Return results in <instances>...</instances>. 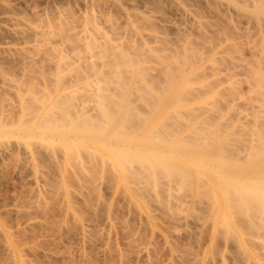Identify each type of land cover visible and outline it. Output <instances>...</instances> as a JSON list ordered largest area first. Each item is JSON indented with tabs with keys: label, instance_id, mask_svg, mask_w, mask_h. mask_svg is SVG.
Masks as SVG:
<instances>
[{
	"label": "bare ground",
	"instance_id": "1",
	"mask_svg": "<svg viewBox=\"0 0 264 264\" xmlns=\"http://www.w3.org/2000/svg\"><path fill=\"white\" fill-rule=\"evenodd\" d=\"M95 1V0H94ZM98 1L99 0H97L96 1V3H95V5H97V3H98ZM106 1V0H105ZM144 1V0H143ZM142 1V2H143ZM156 1V0H155ZM162 1V0H161ZM161 1H156L157 2V4H158V2L160 3ZM164 1V0H163ZM167 2L169 1V0H166ZM170 1H173V0H170ZM216 1V0H215ZM99 2H101V0L99 1ZM104 2V1H103ZM103 2H101V3H103ZM107 2V3H106ZM105 3L107 4V6H110V8H115V9H117V11H120V12H123V15H125L127 12H128V14H129V10L127 11L124 7V4L122 5L121 3H119L120 2V0L118 1V0H107ZM127 2V1H126ZM180 1H178V3H179ZM203 2V1H202ZM211 2V0L209 1V3ZM101 3H98V4H101ZM105 3H103V7L105 8V6H106V4ZM154 3V2H153ZM172 3H174V2H172ZM171 3V4H172ZM181 3V2H180ZM201 3V2H200ZM205 3H207V2H205ZM217 3V5H215ZM216 3L215 2H213V5H215L216 7H222V12H224L223 10H226L227 12H229V11H234V13H235V15H236V13H238V12H235V11H237V10H243V11H246L247 13H249L250 14V17L249 18H247L248 16L247 15H249V14H246V13H244L245 15V17L244 16H242L243 15V13H242V15H241V13H238L239 14V16L238 17H240V18H242V17H244V18H246L247 20H248V22L249 21H251L252 20V22H250L251 24H250V26L252 25V24H254L255 26L253 27V25H252V27L253 28H255V30L253 29V31L255 32V31H258V32H260V31H264V28L262 27V26H264V0H226V1H221V0H217L216 1ZM130 4V3H129ZM133 4V3H132ZM149 4V3H148ZM147 4V5H148ZM170 4V3H169ZM186 4V3H185ZM185 4H183V5H185ZM188 4V3H187ZM211 4H212V2H211ZM210 4V5H211ZM3 5H5L4 3H3ZM94 5V6H95ZM126 5V4H125ZM135 5V4H134ZM146 5V6H147ZM160 5V4H159ZM164 5V4H163ZM189 5V4H188ZM208 5V4H207ZM220 5V6H219ZM97 6H99V5H97ZM102 5H100V7H101ZM106 6V8L108 9V7ZM127 6V5H126ZM152 6V5H151ZM212 6V5H211ZM129 7L130 6H128V9H129ZM157 7V6H156ZM165 7H167V6H165ZM173 7V6H172ZM175 9H176V11L177 12H175V13H186L187 12V9L185 10L184 8H182L181 6H179V4H178V6H177V4H175ZM215 7V8H216ZM104 8H102V10L103 11H105V9ZM151 8V7H150ZM185 8H187V7H185ZM53 9V8H52ZM59 10V14H58V12L57 13H55L56 12V10L57 9H53L55 12H52L53 14H54V16H55V14L57 15H59V18H60V20L62 19V17H63V15L65 16V17H68V14L66 15V10L64 11V9H62L61 7H59L58 8ZM96 9V12L98 13V11H97V7L95 8ZM94 9V10H95ZM99 9V8H98ZM139 9V8H138ZM212 9V8H211ZM217 9V8H216ZM52 10V11H53ZM136 10H137V8H136ZM143 10H144V8H143ZM214 10V9H213ZM34 11V10H33ZM93 11V10H92ZM92 11H91V13H92ZM103 11H102V13H103ZM150 11H151V9H150ZM153 11V10H152ZM151 11V12H152ZM165 11V10H164ZM175 11V10H174ZM215 11V10H214ZM221 11V9H219V11H218V14H219V12ZM38 11H34V12H31V13H37ZM50 12V11H49ZM126 12V13H125ZM131 12H132V10H131ZM130 12V13H131ZM155 12V11H154ZM215 12H217V11H215ZM30 13V14H31ZM40 13V12H39ZM38 13V15L40 16V14ZM88 14H87V17L85 16L86 15V13L84 14V16L86 17V18H81V17H84L83 15H81V17H79V19H81V23L82 24H80V21L78 22L79 23V28H80V30L79 31H77L79 28H78V26H76L77 24H72L70 21L68 22V20H69V18H68V20L66 21H64V19L65 18H63L60 22H58L59 21V19L56 21V22H54V23H57V24H55V25H52V21L51 20H49L48 18V22L50 21V22H52V23H48L46 20L47 19H45V21L46 22H43V21H40V20H44V19H42L41 17V19L39 18L38 20H39V25H38V23H37V25L35 24V23H31L30 24V22H29V24H28V22L26 23L25 21H23V23L21 22V21H19V20H17L16 19V21H15V19L11 16V19L8 17V19H5L4 21H7V26H8V24L10 25V29H9V33L10 34H14L16 37H17V35H24L25 37H27V35H28V33H30V35L29 36H31V37H33L35 40H34V42H32V43H34L32 46H31V44L28 42V43H25L24 45H23V48H19L20 46L22 47V44H21V42H20V46L19 45H17V47L18 48H16L15 47V49L13 48V47H11V45H9L10 46V48H3L2 46H0V47H2V48H0V53H5L3 50H9V51H11V50H13L14 49V52H16L15 54H12L13 53V51H11V52H9V54H12L13 56L10 58H7V60H8V62L9 61H11V59L14 57V55H15V58H16V56L18 55V57L19 56H21V58L23 59H21V58H19V60L21 59V61L23 62V61H25V64L27 63H29L27 60H30V62H32L33 61V63H35L36 61H38V63L39 62H41V65L43 66L44 65V63L45 64H47V63H50V61H52L53 60V62H51V63H53V66H55V69H54V71H56L55 73H58L59 75L61 74V76L60 77H63L62 75H64V72L65 73H68L69 72V70H71L73 73H71V74H74L73 76V78H78L79 76L81 77V75L83 74H86L87 75V77H88V80L87 81H85V82H83L84 84H82V86H80V87H78V89L77 90H79V91H81L82 89H84L83 91V94L85 93V95H83L82 97L83 98H86V99H84V100H86L85 102L87 103V99H89V103L90 104H85V106H82L83 105V102H84V100H83V98L82 97H80L81 95H82V91H81V95H80V92H79V97H80V99L82 100V103H81V106H79L80 104H78V107H77V105H74V101H75V99L77 100V97H75V99L73 98L75 95H74V93L72 92V94L74 95L73 97H71L70 98V96L72 95L71 94V92L70 91H68L67 90V92H66V94H67V96L64 94V93H62V94H60V95H56V96H54V98L53 99H51V100H48V99H46L45 100V98L44 99H38V98H40L42 95H45L44 97H50L48 94H47V89L48 88H51V89H48V91L50 92V90H52V91H54L55 92V90L56 91H60V93H61V91H63L62 90V88H67L68 87V89H70V87H71V85L73 84H69V82L72 80L73 81V79H70V81L68 82V83H66L68 80L66 79V81L63 79L62 81H60L61 79H60V77L58 78L59 79V81H57V85H55L56 86V89H54V87H48V85L47 86H45L44 85V83H43V85L46 87H44L43 88V86L42 87H40L38 84H36V83H34V84H32V83H30V82H28V80L26 81V79L23 81L22 80V78H21V80H22V82L24 83L23 84V86L24 87H22V85H19V88L20 87H22L21 89H23V88H25V87H27L25 90H27V95L26 94H23V93H25L23 90V92H21L20 90L21 89H18L19 91L17 92L16 90V92L14 93V95H16V97H19L18 98V101L16 100L15 102H18L19 103V106H18V111L16 110V108H15V106H16V104H15V106H13L12 108H14L13 109V111H12V114H14L15 112H16V114L18 115L19 113V115H18V117L17 118H15V117H13V115L12 114H10V115H12V117L11 118H9L8 119V121H7V116H6V113H9L8 111L6 112V113H4V112H1V114H0V116L2 117V115L4 116V117H7L6 119H4V118H1L0 119V139H3L2 137H6V136H13V137H17L18 139H21V141L23 140V139H26L27 141L28 140H35V139H38L39 141H41L44 145L46 144V148L47 149H49V148H51V146H55V149L56 148H59L58 150H60V148H61V150H62V154L60 153V156H61V158H63L62 157V155L63 154H65V162L63 161V160H61V159H59V157H58V155H59V153L56 155L58 158H56L55 156V158L56 159H58V160H61V161H59V163L60 162H62L64 165L63 166H65V168H69L68 166H72L73 165V167L74 166H76V165H78V167H76L75 169H77V168H79V169H81L82 170V173H81V171H79V169H77L76 171H78V173L77 172H75L74 170L75 169H73V168H70V169H73V172L72 173H77V174H79V173H81V175L83 174V173H85L86 172V170H87V167L88 166H84L83 165V167H80L79 166V163H78V160L81 162V160H84V158L82 159V155L81 156H79L80 154H81V151H82V153L83 154H85V155H83V156H86V158H88V160L89 159H93V161H92V159H91V161H86V163H88V162H91V164H95V162L97 161V163L100 161V164L99 165H101L102 167L101 168H107L109 165L111 166V171L110 172H114V173H110L108 170H109V168H107L106 170L105 169H102V172L103 171H108L106 174H104V173H102L103 175H105L104 177L100 174H97V172H98V170H100L101 171V168L99 169V165H98V167H95V168H92V167H94L93 165H91L92 167V170L93 169H96V172L95 171H92V170H90L91 168H89L88 170H87V173H88V171L90 170V171H92L93 172V175L92 176H94L95 174L94 173H96V175H98L99 177H103L104 179H106V178H108L106 181H109V179H111V180H114V182L116 183L117 182V180L120 182V183H122L123 184V186L124 187H127V185H129L130 184V182H133L134 184L135 183H140V182H142V181H144L145 183H147V184H145L144 186H139V184L137 185V184H135V185H137V186H139V187H148L150 190L152 189L154 192H156L155 194H157L158 195V197H162V198H168V199H171V197H173V196H175V198L178 196V197H180L179 196V193H181V195L183 194V195H186L185 193H189L190 195H191V193H192V195H193V198H194V195L197 197V202H199L198 204H197V202H196V200H195V198H194V202H196V204L198 205H195V203H194V205L191 203V205L193 206V207H197V208H195V210H202V207H205V209L206 210H210V208H211V213H212V219H213V222H210L209 220H211L212 221V219H210V215H211V213H208L209 214V216H208V214H207V211H206V213L204 214V211L202 210L201 212V214L203 215V217L205 218V216L204 215H206L207 217H209V222H210V226H212V227H210V226H208V229H211V232H210V230H208V231H206V233L208 232L209 234L211 233V235H209L210 237H213V240L215 239V240H217L216 239V237H218L219 236V239H221V240H223L225 243H227V242H229L228 244H229V246L231 245L230 243H233V245L235 244V247L233 246V245H231L230 246V248H232L231 250H233V248L235 249L236 248V250H235V252H234V250H233V252H232V254H236V255H239V257L236 259V260H234L236 257L234 256L233 258L231 257V259H233V260H231L230 259V254L229 255H227V253L226 254H223V252H226V249L227 250H230V248L228 249L227 247H229L228 246V244H226L227 246H226V249L225 248H223V245H224V243H222L223 241H220L219 240V244H215V242L213 241L212 242V245H210V247H212L214 250H213V252H215V254L217 255V257L219 256V253L221 252V250L223 249H225L224 251L222 250V254L223 255H225V257H227L228 256V258L230 259V260H228V258H226V260L227 261H229V262H225L226 260L224 259V256L222 257V254H220V256L219 257H221L222 258V260H220L219 262L222 264V263H227V264H229L231 261V264H233L234 262H235V264H236V261L237 260H239V262L240 263H243L242 261H244V263H246V261H247V264H249V263H251V264H253L252 262H251V260L250 259H252L253 261H255V264H264V121H262V123L260 122V119H259V122H258V116L256 117L255 116V114L257 113V115H259L261 112L262 113H264V110H262V111H259V114H258V111L256 112V113H254V119L255 120H257V122L259 123H257V125L258 126H255V130L258 132V134L256 133V135L259 137L258 139H256L257 140V142H255V143H258V144H254V145H256L255 147L253 146H249L250 144L248 143V141H242V142H245V144H243L242 142H240L241 140L240 139H238V141H233L234 143H236L235 145L233 144V143H231L230 141H226V140H219V137H221V136H223V134L222 135H220L221 134V132H222V130L221 131H219V124H217V130H216V132L218 131V133H213L212 131H211V123L212 122H214L215 121V119H213V115L212 116H209L208 117V115L206 116V113L205 112H202V110L203 111H205L204 109H202L201 108V106H200V108L202 109L200 112H199V110L198 109H196L197 107H199V106H196L195 107V109H192L193 108V106L190 108V107H188V108H184V111H183V109L181 110V111H172V109H171V111L170 112H168L166 109L168 108V107H171L172 105H174V109H176V108H178L182 103L183 104H185L184 102H189L188 101V99L189 98H191L192 97V100H193V98H195L196 96H194L193 95V93H192V91H194L195 90V92H196V90H198V89H200V87L201 86H205V85H201L198 89L197 88H195V89H193L192 91H191V87L192 86H190V84L191 83H194L193 81H192V78H193V76H194V74L196 73V74H198L197 72H195L197 69H198V67H197V65L195 66V63H198V62H201V61H203V60H201L200 58H199V56H198V52H200V51H198L197 52V50H198V48H197V50L194 48L195 46H194V44L193 43H191V45L193 44V48L195 49L194 50V54H190V52L189 51H187L186 49H187V46H186V44H189L190 43V41L192 40V38H191V40H190V38L188 39V42L186 41L187 39H186V35L184 34L185 32H183L182 30V32H183V34L185 35H180V34H182V33H180L179 34V36H181V38L184 36L185 37V39H184V41L183 42H185L184 44H182V45H184L183 47H184V49L182 50V47L181 48H179V49H181V50H179V49H176L175 47V49H176V51H178V52H176V53H172L171 52V50H172V48L170 47V46H172L171 44H170V46H169V44H168V46L171 48V50H167L170 54H167L166 53V57H158V60H159V62H157L158 60H157V58L155 59L156 61L154 62L156 65H155V67L154 66H152L151 64H150V66H151V68L152 67H154V68H152V70H151V68H150V66L149 67H147L146 66V64L148 63L147 61H145L146 60V57L148 56V55H151V53L153 52H150L148 55H144L142 52H141V54L137 51V47L136 46H139V45H141V44H139L138 43V45H134L133 44V46H134V48L133 49H135L136 50V52L135 51H133V52H135V53H133L132 54V52L131 53H129V51L127 52L126 50L124 51L122 48H124L125 47V45H124V47H122V46H120V47H118V48H116V47H114V46H112L113 45V40L111 41V38L108 36V34H107V31H105V27L107 26L108 27V25H109V27L111 26V25H113V21H110V22H106V21H108V20H106V19H103V16H102V18H101V15L99 14V15H97V16H94L93 14L94 13H89V12H87ZM100 13H101V9H100ZM109 13V12H108ZM145 13V12H144ZM148 13V12H147ZM146 13V14H147ZM164 13V12H163ZM174 13V14H175ZM180 13V14H181ZM188 13L189 12H187L186 14H184V15H186V17L185 18H187V19H189V17H187V16H189L188 15ZM193 13H194V11H193ZM233 13V12H232ZM44 14V13H43ZM45 14H47V13H45ZM113 14V13H112ZM152 14V13H151ZM155 14V13H154ZM159 14V13H158ZM212 14V13H211ZM217 14V13H216ZM237 14V15H238ZM33 15V14H32ZM32 15H30L31 17H34V15L32 16ZM38 15H36L35 17H39ZM49 15H52V14H49ZM62 17H61V16ZM89 15V16H88ZM90 15H92V17H94V19L93 18H90L91 16ZM135 15V14H134ZM153 15V14H152ZM163 14H161V16H162ZM201 15V14H200ZM228 15V14H227ZM229 15H231V14H229ZM237 15H236V17H237ZM44 16V15H43ZM42 16V17H43ZM129 16H131V15H129ZM167 16V15H166ZM193 16H195V15H193ZM218 16H220L221 17V15L219 14ZM217 16V17H218ZM225 16V15H224ZM223 16V17H224ZM247 16V17H246ZM55 17H58V16H55ZM96 17V18H95ZM101 19H103V21H105L106 23H104V27H101V29H100V26L101 25H99L98 24V22L101 20ZM110 17V16H109ZM148 17H150V16H148ZM180 17H181V15H180ZM197 17V16H196ZM236 17H235V19H236ZM13 18V19H12ZM44 18H46V17H44ZM97 18H99V20L98 21H96L95 19H97ZM124 18V17H123ZM132 18H134L133 17V14H132ZM145 19H146V17H144ZM151 18H153V17H151ZM169 18V17H168ZM191 19H192V17H190ZM214 18V17H213ZM216 18V17H215ZM230 19H231V17H229ZM243 18V19H244ZM251 18V20H249ZM21 19V18H20ZM67 19V18H66ZM82 19H84V20H82ZM114 19V18H113ZM126 19V18H125ZM135 19H137V18H135ZM172 19V18H171ZM183 19V18H182ZM197 19H198V17H197ZM203 19V18H202ZM205 19V18H204ZM218 19H220V18H218ZM222 19V18H221ZM221 19L219 20V22L221 21ZM224 19H226V18H224ZM230 19H226L227 21H225V22H229V25H232V24H234V23H232L231 24V22H230ZM238 19V18H237ZM242 19V20H243ZM25 20H27V19H25ZM119 20V19H118ZM121 20V19H120ZM132 19H131V17H130V25H128V26H131V24H134V23H132V21H131ZM151 20V19H150ZM166 21H167V19H165ZM184 20V19H183ZM182 20V21H183ZM223 20V19H222ZM19 21V22H18ZM78 21V20H77ZM103 21H101V23H103ZM127 21V20H126ZM135 21V20H134ZM148 21V20H147ZM156 20H154L153 22H155ZM173 21V20H172ZM193 21L194 20H190V22H192L193 23ZM200 21H201V19H200ZM199 21V22H200ZM238 21V20H237ZM1 22H3V21H0V23ZM36 22V21H35ZM40 22H43L42 24H40ZM112 22V23H111ZM116 22V21H115ZM129 22H125V23H127V24H129ZM136 22H137V20H136ZM148 22H150V21H148ZM170 22V21H169ZM176 22V21H175ZM197 22V21H196ZM206 22V21H205ZM211 22H212V20H211ZM236 22V21H235ZM239 22V21H238ZM237 22V23H238ZM245 22H246V20H245ZM247 22V23H248ZM5 23V22H4ZM12 25H11V24ZM22 23V24H21ZM48 23V24H47ZM53 23V24H54ZM110 23H111V25H110ZM143 23H144V21H143ZM174 23V22H173ZM188 23V20H187V22H185V24H187ZM201 23V22H200ZM202 23H203V21H202ZM226 23V24H227ZM107 24V25H106ZM115 24V23H114ZM116 24H118V23H116ZM141 24V23H140ZM145 24H147V23H145ZM144 24V25H145ZM152 24H154V23H152V21H151V24L149 25V23L147 24V25H149V28H150V26L152 25ZM163 24V23H162ZM166 24V23H165ZM179 24H183V22L181 23H179ZM185 24L183 25V28H185L186 26H185ZM189 24V23H188ZM194 24H196L197 25V23H194ZM217 24H219L218 22H217ZM224 23H220V25H223ZM1 25L2 24H0V27H1ZM80 25H81V27H80ZM106 25V26H105ZM120 25H121V23H120ZM125 25V24H124ZM135 25V24H134ZM134 25H132L133 26V28H132V31H131V33L133 32V30H135L136 28H134ZM195 25V26H196ZM201 25V24H200ZM204 25H206L205 23H204ZM214 25H216V24H214ZM3 26L5 27V25L3 24ZM2 26V27H3ZM76 26V27H75ZM102 26H103V24H102ZM127 26V25H126ZM131 26V27H132ZM146 26V25H145ZM173 26H175L174 24H173ZM177 27H178V25H176ZM182 26V25H181ZM180 26V27H181ZM185 26V27H184ZM188 26V25H187ZM192 26H193V24H192ZM198 26V25H197ZM224 26V25H223ZM246 26H247V24H246ZM249 26V25H248ZM249 26V27H250ZM1 27V28H2ZM3 27V28H4ZM22 27H24L25 29H24V32L26 31L27 32V34L26 33H24V32H22ZM108 27V28H109ZM114 27V26H113ZM112 26L110 27V29L112 28V29H114ZM115 27H117V26H115ZM119 27V26H118ZM122 27V26H121ZM135 27H136V25H135ZM141 27V26H140ZM140 27H138V24H137V29L136 30H138ZM152 27V26H151ZM153 27H154V25H153ZM159 27V26H158ZM169 27V26H168ZM189 27H191V26H189ZM203 27H205V26H202V28ZM210 27V26H209ZM218 27H222V26H218ZM224 27H226V26H224ZM230 27V26H229ZM257 27H261L262 29H260V31L259 30H256V28ZM8 28V27H7ZM76 28H78L77 30H76ZM102 28H103V30L104 31H101L102 30ZM108 28H106V29H108ZM123 28L125 29L126 27H124L123 26ZM145 28V27H144ZM143 28V29H144ZM164 28V27H163ZM170 28V27H169ZM176 28V27H175ZM194 28H197V27H194ZM201 27L199 26V29H198V31H201V33H202V30L200 29ZM207 28V27H206ZM211 28V27H210ZM248 28V27H247ZM244 29V30H246L245 32H247L248 30L250 31L251 29ZM251 28V27H250ZM116 29V28H115ZM118 29H121V28H118ZM127 29H129V27L127 28ZM131 29V28H130ZM129 29V30H130ZM143 29H141V30H143ZM146 29V28H145ZM144 29V30H145ZM177 29V28H176ZM186 29V28H185ZM205 29V28H204ZM209 29V28H208ZM214 29V28H213ZM212 29V30H213ZM216 29H217V26H216ZM222 29V28H221ZM229 29V28H228ZM237 29H238V27H237ZM7 30V32H8V29H6ZM29 32H28V31ZM140 30V31H141ZM159 30V29H158ZM172 30V29H171ZM178 30H180V29H178ZM177 30V31H178ZM188 30V29H187ZM191 30V29H190ZM206 30V29H205ZM210 30V29H209ZM209 30H208V32H209ZM211 30V31H212ZM225 30H226V28H225ZM231 30V27H230V29L228 30V31H230ZM3 31H5V29L4 30H2V32ZM110 31V30H109ZM119 31V30H118ZM123 31V30H122ZM122 31H119V34H120V32H122ZM152 31V30H151ZM150 31V32H151ZM186 31V30H185ZM191 31H195V30H193V28H192V30ZM190 31V32H191ZM207 31V30H206ZM211 31H210V33H211ZM215 31V30H214ZM213 31V32H214ZM228 31H226L227 33L226 34H228L229 35V33H228ZM234 31H235V28H234ZM248 31V32H249ZM103 32H105V33H103ZM114 32V31H113ZM126 32V31H125ZM127 32H128V30H127ZM126 32V33H127ZM135 32L136 31H134L133 33L135 34ZM138 32V31H137ZM157 32V31H156ZM161 32V31H160ZM164 32H165V30H164ZM195 32H197V31H195ZM194 32V33H195ZM216 32H218V30H216ZM219 32H220V30H219ZM221 32H223V31H221ZM231 32V31H230ZM238 32V31H237ZM236 32V33H237ZM247 32V33H248ZM250 32H252V31H250ZM250 32H249V34H250ZM257 32V33H258ZM6 33V32H5ZM22 33H24V34H22ZM124 33V32H123ZM132 33V34H133ZM197 33H199V32H197ZM207 33V32H206ZM206 33H204V34H206ZM215 33V32H214ZM232 33V32H231ZM235 32H233V34H234ZM261 33H263V32H261ZM261 33H258V35L260 36V38H262L261 37ZM3 34V33H2ZM26 34V35H25ZM111 34H113V33H111ZM115 34H116V32H115ZM125 34V33H124ZM129 34H130V31H129ZM128 34V35H129ZM132 34H130V35H132ZM138 34H140L139 32H138ZM137 34V35H138ZM148 34V33H147ZM156 34V33H155ZM162 34V33H161ZM200 34V33H199ZM199 34H198V36H199ZM204 34H201V35H204ZM208 34V33H207ZM212 34V33H211ZM225 33L223 32V35H224ZM241 34V33H240ZM249 34H247V35H249ZM254 34V33H253ZM13 35V36H14ZM110 35V34H109ZM121 35V34H120ZM119 35V36H120ZM127 35V34H126ZM150 35V34H149ZM145 35V36H147L148 37V39L150 38H152L153 39V37H154V35ZM157 35H158V33H157ZM166 35V34H165ZM187 35H189V32H188V34ZM222 35V34H221ZM235 35V34H234ZM233 35V36H234ZM243 35V34H242ZM257 35V36H258ZM9 36V35H8ZM13 36H10V37H13ZM23 36V37H24ZM139 36H141V35H139ZM178 36V35H177ZM193 36H194V34H193ZM207 36V35H206ZM205 36V37H206ZM209 36V35H208ZM207 36V37H208ZM211 36V35H210ZM206 37V39H208L207 40V42H213V40L211 39L210 40V38H213V37ZM225 36V35H224ZM30 37V38H31ZM112 37V36H111ZM131 37V36H130ZM133 37H136V39H142L143 37H140V38H137L138 36H133ZM157 36H155L154 37V39H153V42L155 41V38H156ZM195 37H196V35H195ZM195 37H194V39H195ZM201 37V36H200ZM204 37V38H205ZM215 37H217V36H215ZM222 37V36H221ZM255 37V36H254ZM14 38V37H13ZM18 38H21L22 39V41H23V38H22V36H18ZM30 38H28L29 40H31ZM33 38H32V40H33ZM110 38V39H109ZM114 38V37H113ZM116 38V37H115ZM129 38V37H128ZM127 38V39H128ZM132 38V37H131ZM161 38V37H160ZM180 38V39H181ZM197 38L198 37H196V41H195V45H196V42L198 41L197 40ZM203 38V39H204ZM224 39H225V37H223ZM226 38H227V35H226ZM228 38H229V36H228ZM230 38H231V36H230ZM242 38H243V36H242ZM255 38H257V37H255ZM117 39H119V37L117 38ZM123 39H124V37H123ZM126 39V38H125ZM135 39V38H134ZM145 39H147V38H143L142 39V41H144ZM145 40L147 43H145L146 44V46H147V44L149 43H151V42H148V41H152V39L151 40ZM158 38H156V40H157ZM162 40H163V38H161ZM199 39V41H206V39L205 40H200V38H198ZM214 39V38H213ZM220 38H219V35H218V39L217 40H219ZM233 39V38H232ZM247 39V38H246ZM6 40V39H5ZM27 40V39H26ZM111 42H110V41ZM116 40V39H115ZM178 40V39H177ZM190 40V41H189ZM210 40V41H209ZM216 40V39H215ZM222 40V39H221ZM241 40V39H240ZM243 40V39H242ZM255 40H257V39H255ZM261 40V39H260ZM8 41V40H7ZM21 41V40H20ZM25 41V40H24ZM23 41V42H24ZM126 41V40H125ZM132 41H135V40H132ZM140 41V40H139ZM138 41V42H139ZM164 41H166V39L165 40H163V42ZM175 41V40H174ZM182 41V40H181ZM194 41V40H193ZM192 41V42H193ZM228 42H230L231 41V39L229 40H227ZM226 40L225 41H223V44H224V42H226L227 44H228V42H227ZM237 41V40H236ZM262 41H264L263 39L261 40V41H259V39H258V43L259 42H261L262 43ZM3 42V41H2ZM1 42V43H2ZM16 42V41H15ZM22 42V43H23ZM117 42V41H116ZM128 42H129V40H128ZM158 42V41H157ZM161 42V40L159 41V43ZM177 42V41H176ZM178 42H180L179 40H178ZM220 42V41H219ZM249 42V41H248ZM257 42V41H256ZM255 42V43H256ZM111 43V44H110ZM136 43V42H135ZM140 43H142L141 41H140ZM144 43V42H143ZM142 43V44H143ZM154 43H156V41L154 42ZM162 43V42H161ZM166 43H168L167 41H166ZM166 43H165V45H166ZM172 43V42H171ZM201 43V42H200ZM214 43V42H213ZM232 44H233V42H231ZM238 43V42H237ZM255 43L253 44V46L255 45ZM4 44V43H3ZM19 44V43H18ZM30 44V45H29ZM115 44H117V43H115ZM130 43H128V45H129ZM158 44V43H157ZM202 44V43H201ZM203 44H204V42H203ZM202 44V45H203ZM207 44V43H206ZM211 44V43H210ZM215 45L217 44V41H216V43H214ZM230 44V43H229ZM228 44V48L229 49H227V47L226 46H224V45H222V43H220L219 45H222L221 46V48L219 49V51L220 52H222L223 54H224V52L227 54V52L229 53V50L231 49L230 47H234L233 45L235 44H230V45H232V46H230ZM257 44V43H256ZM263 44H264V42H263ZM0 45H2V44H0ZM5 45H6V42H5ZM5 45H3L4 47H5ZM8 45V44H7ZM13 46H14V44H12ZM15 45V46H16ZM156 45V44H155ZM158 45H160L161 46V44H158ZM175 45H177V44H175ZM181 45V44H180ZM200 45V44H199ZM236 45V44H235ZM250 45V44H249ZM24 46H26V47H24ZM28 46H31V47H28ZM60 46L61 47H64V49H60ZM83 47V49H84V52H86L87 53V51H88V49L89 50H91L90 52L88 51V53H87V55L88 54H90L89 55V58L87 57V55H86V53H85V55H83L84 53H83V50H82V52H81V48L80 47ZM130 46V45H129ZM129 46H127V47H129ZM132 46V45H131ZM145 46V45H144ZM160 46H159V48H160ZM163 46V45H162ZM168 46H166V47H168ZM186 46V47H185ZM211 46V45H210ZM209 46V47H210ZM226 47V48H224V47ZM253 46H251V47H253ZM70 47V48H69ZM122 47V48H121ZM136 47V48H135ZM148 47V46H147ZM163 47H164V49H163ZM162 47V50L164 51V50H166L165 49V46H163ZM192 46H190V48H191ZM200 47H202V46H200ZM204 47H205V44H204ZM215 47V49H216V46H214ZM213 47V48H214ZM220 46H218V48H219ZM237 48L239 47V46H236ZM236 47H234V49L235 50H237V48ZM250 47V48H251ZM260 47H262V50L260 49ZM65 48H69V49H71L72 48V52H71V54L70 53H66V51H67V49H65ZM87 48V49H86ZM139 48V47H138ZM152 48V47H151ZM170 48H168V49H170ZM174 48H173V50H174ZM190 48H189V50H190ZM203 48V47H202ZM212 48V46H211V49H213ZM256 48H257V45H256ZM264 45L263 46H261V44L259 43V47H258V49H260V50H257V53H258V51H262V52H260V54L261 53H264ZM129 49H131V48H129ZM140 49H141V47H140ZM140 49H139V51H140ZM144 49H145V47H144ZM143 49V50H144ZM148 50L150 49V48H147ZM158 49V48H157ZM161 49V48H160ZM239 49V48H238ZM242 49V48H241ZM253 49H254V47H253ZM252 49V50H253ZM34 50L36 51V53L34 52ZM66 50V51H65ZM87 50V51H86ZM142 50V49H141ZM162 50L160 51V52H162ZM172 50V51H173ZM200 50H201V48H200ZM223 50V51H222ZM225 50V51H224ZM235 50H230L231 52H232V54H234L235 52H238V54H239V50H237V51H235ZM3 51V52H2ZM33 51V53H35V56H34V54L33 53H30V52H32ZM65 51V52H64ZM150 51V50H149ZM149 51H146V52H149ZM158 51V50H157ZM166 51V52H167ZM196 51V52H195ZM206 51V50H205ZM234 51V52H233ZM38 52V53H37ZM68 52V51H67ZM70 52V51H69ZM155 52H156V50H155ZM159 52V53H160ZM174 52H175V50H174ZM191 52H193V51H191ZM218 51H216L215 53H217ZM231 52L227 55V57L225 56L226 54H224V57L226 58L225 60L223 59L224 57H223V54H221L220 56H222V57H215V58H217V61H219L218 59H222V61L224 62H222L221 61V63H222V65L220 64V66L222 67H224V69L227 71L228 70V72L230 71V73L231 74H233L234 73V75H235V70H238V69H242L243 68V71H244V68L247 66L246 65V63L248 62H244V63H242L244 60H242L243 59V56L241 55V57H240V55H239V57H236V56H238V54L237 55H233V56H231L230 57V54H231ZM250 52V51H249ZM195 53H196V55L198 56V58H199V60H198V58H197V56H195ZM202 53H204V51L202 52ZM213 54V55H216V54ZM256 53V51L252 54V55H254ZM5 54H8V53H5ZM4 54V55H5ZM30 54H33V56L32 55H30ZM82 54V55H81ZM231 54V55H232ZM1 55V54H0ZM159 55H162V54H159ZM158 55V56H159ZM164 55V54H163ZM206 56H207V54H205ZM6 56H8V55H6ZM10 56V55H9ZM144 56H146L145 58H144ZM154 56V55H153ZM206 56L203 58V59H205L206 58ZM247 56V55H246ZM258 56H259V53H258ZM18 57H17V59H18ZM91 57V58H90ZM148 57H150V56H148ZM157 57V56H156ZM236 57V58H235ZM261 57H262V54H261ZM259 58V57H257V55H256V57H251L252 59L253 58H255V60L256 61H259L260 59H262V58ZM0 58H1V56H0ZM6 58V57H5ZM5 58H2L3 60L5 59ZM95 58V60L97 59V60H99L98 62H99V64H95V63H93V62H90V61H92V60H90V61H88L89 59H94ZM160 58V59H159ZM197 58V59H196ZM213 59L212 58V60L213 61H216V59ZM259 59V60H257V59ZM14 59V58H13ZM13 59H12V61H13ZM17 59H14V60H17ZM72 60L73 62H76V63H74V64H76V65H74V66H72L71 65V62H69V60ZM240 59L242 60V62L240 61ZM251 59V60H252ZM264 59V58H263ZM46 60V61H45ZM55 60H57V62L56 63H54L55 62ZM68 60V61H67ZM97 60H96V62H97ZM151 60V59H150ZM195 60H197V62H195ZM201 60V61H200ZM247 60V59H246ZM250 60V61H251ZM21 61H18V62H20L21 63ZM27 61V62H26ZM43 61H44V63H43ZM47 61H49V62H47ZM60 61V62H59ZM94 61V60H93ZM211 61V60H210ZM256 61H253L254 63L253 64H255V62ZM2 62V61H1ZM14 62V61H13ZM47 62V63H46ZM59 62V63H58ZM62 62V63H61ZM147 62V63H146ZM209 62V61H208ZM263 62V61H262ZM261 62V60H260V63H262ZM12 63V62H11ZM15 63V62H14ZM37 63V62H36ZM35 63V64H36ZM43 63V64H42ZM90 63H92V64H90ZM158 63V64H157ZM215 63V62H214ZM213 63V64H214ZM239 63V64H238ZM242 63V64H241ZM249 63V62H248ZM259 63V64H260ZM13 64V63H12ZM22 64H24V63H22ZM22 64H19V67L22 65ZM245 64V65H244ZM253 64H250L251 66H247L246 68L248 69H250L252 66V68L250 69V71L249 70H247V72L249 71V72H251V70L252 69H254V70H256V72H258V74L257 73H255V75H254V79L252 80L253 82H257L255 85L258 87V88H261L260 87V83H258V80H260L261 78H260V74L262 75L263 73H264V62H263V64H260V65H263V66H259L258 65V63H257V66H255V65H253ZM16 65L18 66V64H17V62H16ZM29 65H30V63H29ZM29 65H26V66H24V67H26V68H24V69H27V66H29ZM39 65H40V63H39ZM37 66L36 65V67H38L39 69H40V67L41 66ZM47 65H51V64H47ZM47 65H44L43 66V70H45L46 68L47 69H52V67H50V66H47ZM208 65V64H207ZM211 65V64H210ZM216 65H218L219 66V64L217 63ZM215 65V68H212V66L211 67H209V66H207V70L210 68V70L212 71V73H211V71H208V75H213V76H215V78H220V77H224V78H222V79H220V81L219 82H215L216 84H218V86H220V83H222V85H224V83H225V86H226V83H228V81L229 82H232V81H230V75L231 74H225L224 76H220V77H216V74L218 75V74H220L221 73V75H222V72H223V70H221V67H220V69H219V67L218 68H216L217 66ZM243 65V66H242ZM12 66V65H11ZM15 66V65H14ZM17 66H16V68H17ZM34 66V65H33ZM33 66H31V67H33ZM245 66V67H244ZM254 66H255V68H254ZM22 67V66H21ZM44 67H45V69H44ZM73 67V68H72ZM209 67V68H208ZM28 68H30V67H28ZM42 68V67H41ZM54 68V67H53ZM56 68L58 69V70H56ZM204 68V70H206V67H203ZM203 68H201V69H199L200 71H198L200 74L202 73L201 71H202V69ZM12 69H14L13 67H12ZM33 69V73H36V72H34V71H36V69H35V67L34 68H32ZM31 69V70H32ZM35 69V70H34ZM51 69L49 70V71H51ZM65 69H68L67 70V72H66V70ZM17 70V69H16ZM23 70V69H22ZM240 70H238L239 72H240ZM11 72H12V70H10ZM29 70H27L26 72H28ZM151 73H150V72ZM262 71V72H261ZM3 72V71H2ZM22 72V71H21ZM39 73H41L42 72V70H41V72L40 71H38ZM44 72V71H43ZM42 72V75L44 74ZM46 72V71H45ZM204 72V71H203ZM227 72V73H228ZM245 73H246V71H244ZM248 72V73H249ZM254 71L252 70V72L249 74L250 76H251V74L253 75L254 73H253ZM261 72V73H260ZM32 72H30V74L29 75H27L28 77H30V75H32L31 74ZM55 73H54V77H55ZM76 73V74H75ZM238 73V72H237ZM236 73V74H237ZM241 73V72H240ZM239 73V77H240V74ZM247 73V74H248ZM25 74H27V73H25ZM47 74H48V72H47ZM47 74H46V76H47ZM49 74H51V73H49ZM53 74V73H52ZM69 74H70V72H69ZM70 74V75H71ZM204 74L205 75H207L205 72H204ZM203 74V75H204ZM215 74V75H214ZM4 75V74H3ZM15 75H17V73L15 74ZM23 75V74H22ZM21 75V76H22ZM37 75V74H36ZM40 75V74H39ZM59 75H57V76H59ZM67 75V74H66ZM94 75H99L98 77H95ZM204 75V76H205ZM243 75H245V74H243ZM248 75V76H249ZM257 75L259 76L258 78H260V79H256L257 78ZM1 76V75H0ZM26 76V77H27ZM33 76V75H32ZM45 76V75H44ZM43 76V77H44ZM45 76V77H46ZM50 76V75H49ZM65 76V75H64ZM72 76V75H71ZM76 76V77H75ZM78 76V77H77ZM196 76V75H195ZM194 76V77H195ZM233 76V75H232ZM246 76V75H245ZM247 76V77H248ZM27 77V79H29ZM42 77V78H43ZM68 77H70V76H68ZM80 77L78 78V79H80ZM84 77H85V75H84ZM86 77V78H87ZM206 78L208 77V76H205ZM205 77H203L204 78V81H205ZM211 77V79H212V82H213V79L214 78H212V76H210ZM235 76H233V78H234ZM256 77V78H255ZM4 77H2V79H3ZM11 78H12V76H11ZM31 78V77H30ZM47 78H49V77H47ZM52 78V77H51ZM67 78V77H66ZM72 78V77H71ZM81 78H83V77H81ZM85 78V79H86ZM99 78H101V79H99ZM197 78H199V79H201V81H203L202 79V76H201V78L200 77H198L197 76ZM246 78V77H245ZM249 78H252V77H249ZM263 78H264V75H263ZM263 78H262V80H263ZM8 79V78H7ZM13 79V78H12ZM46 79V78H45ZM56 79H57V77H56ZM77 79V82L79 81V82H81L82 83V81L84 80V78L83 79H80V80H78ZM210 79V78H209ZM218 79H217V81H218ZM232 79V78H231ZM235 79V78H234ZM236 79H237V77H236ZM235 79V80H236ZM240 79H242V78H240ZM239 79V80H240ZM11 80V79H10ZM49 80H51V79H49ZM53 80H54V78H53ZM75 80V79H74ZM101 81V85L100 86H98V84H96V83H98V82H100ZM195 80V79H194ZM197 80V79H196ZM208 80V79H207ZM216 80V79H215ZM234 80V82L236 83V81ZM245 80L246 79H244L243 81L245 82ZM257 80V81H256ZM262 80H261V85L264 87V83H262ZM30 81L32 82V80L30 79ZM43 81H47V80H43ZM55 81V80H54ZM54 81H50V82H54ZM76 81V80H75ZM74 81V82H75ZM97 81V82H96ZM203 81V82H204ZM241 81V80H240ZM251 81V80H250ZM16 82V81H15ZM21 82V81H20ZM22 82H21V84H22ZM76 82V83H77ZM78 82V83H79ZM197 82H198V80H197ZM205 82H207V81H205ZM209 82V81H208ZM247 82H249L248 80H247ZM246 82V83H247ZM252 82V83H253ZM264 82V81H263ZM13 83V82H12ZM11 83V84H12ZM18 83V82H17ZM45 83H47V82H45ZM49 83V82H48ZM210 83H211V81H210ZM234 83V84H235ZM239 83V82H238ZM245 83V84H246ZM250 83V82H249ZM6 84V83H5ZM10 84V85H11ZM16 84V83H15ZM52 83H50V85H51ZM196 84H198V83H196ZM195 84V85H196ZM233 83L231 84V85H234ZM242 84V83H241ZM259 84V85H258ZM7 85V84H6ZM9 85V86H10ZM17 85V84H16ZM34 85H36V87H38L39 86V89L41 88V94L38 92L37 94V97H36V92L37 91H40V90H38L36 87H34ZM191 85H193V84H191ZM208 85H210L209 83H207V85H206V87L208 88ZM212 85H214V87H215V84H212ZM228 85V84H227ZM229 85H230V83H229ZM229 85H228V87H229ZM236 85H237V83H236ZM239 85V84H238ZM247 85H248V83H247ZM249 85H251V84H249ZM248 85V86H249ZM253 85H254V83H253ZM252 85V86H253ZM12 86V85H11ZM217 86V85H216ZM252 86H251V88H252ZM82 87V88H81ZM193 87H195V86H193ZM192 87V88H193ZM212 87V86H211ZM210 86H209V88L212 90V88H211ZM223 87V89H225V88H228V87H225L224 88V86H222ZM237 87V86H236ZM236 87L235 86H231V87H229L228 89H230V90H228L227 89V91H231L230 93H232V92H234L235 94H236V92H241V94H237L238 96H241V95H243L242 93V89H240L239 88V90H237L236 89ZM241 87V86H240ZM250 87V86H249ZM8 88V87H7ZM13 88V87H12ZM16 88V87H15ZM18 88V87H17ZM37 90H36V89ZM44 90H43V89ZM54 90H53V89ZM80 88H81V90H80ZM202 88V87H201ZM216 88V87H215ZM221 88V87H220ZM258 88H256V89H258ZM32 89H34V90H32ZM46 89V90H45ZM190 89V90H189ZM219 89V88H218ZM217 89V90H218ZM222 89V88H221ZM222 89V90H223ZM235 89L237 90V91H235ZM262 90L264 89V88H261ZM261 89H260V95H262L261 94ZM13 90V89H12ZM31 90V91H30ZM208 89H206L205 91L206 92H208L207 91ZM226 90V89H225ZM232 90H234V91H232ZM241 90V91H240ZM250 90V89H249ZM8 91V90H7ZM29 91V92H28ZM32 91H33V93H32ZM45 93H43V92ZM73 91H75V93H76V90H74L73 89ZM191 91V92H190ZM198 91H200V90H198ZM213 91V90H212ZM216 91V90H215ZM219 91L221 92V90L219 89ZM218 91V92H219ZM227 91H225L226 93H225V97H226V94H227ZM250 91H252V90H250ZM253 91H254V89H253ZM256 91V90H255ZM254 91V92H255ZM10 92V91H9ZM69 92H70V94H69ZM202 92H204V90L202 91ZM205 92V93H206ZM214 92V91H213ZM254 92H252L253 93V95H255V93H257V91L254 93ZM258 92H259V89H258ZM12 93V94H13ZM33 94V95H29V94ZM35 93V94H34ZM56 94L57 93H59V92H55ZM54 93V94H55ZM78 93V92H77ZM190 93H192V94H190ZM209 93V92H208ZM211 93V92H210ZM215 93V92H214ZM234 93H232V94H230V97L231 96H233L234 95ZM251 93V92H250ZM4 94V93H3ZM9 94V93H8ZM11 94V93H10ZM18 94V95H17ZM49 94H53L52 92L51 93H49ZM53 94V95H54ZM223 94V93H222ZM23 95L24 96H26V97H23ZM29 95V99L27 98V96ZM39 95H40V97H39ZM63 95H65V96H63ZM68 95H69V97H68ZM193 95V96H192ZM196 95V94H195ZM197 95H198V92H197ZM200 95H202V93L200 94ZM246 95H247V93H246ZM257 95V97L259 96L260 97V95H259V93H257L256 94ZM264 95V94H263ZM263 95H262V97H260L261 99H259V100H262V101H259L258 100V98L255 96V98H256V100H254V102H262L261 104L258 102V104L260 105V107L263 105L264 106V98H263ZM11 96V95H10ZM10 96H9V99H10ZM32 96H34V97H32ZM191 96V97H190ZM204 96V95H203ZM203 96H202V98H203ZM223 96V95H222ZM228 96V95H227ZM235 96V95H234ZM244 96V95H243ZM249 96H250V94H249ZM251 96H252V94H251ZM4 97V96H3ZM6 97V96H5ZM8 97V96H7ZM14 98H15V96H13ZM13 97H12V99L11 100H13ZM30 97H32L31 99H30ZM47 97V98H48ZM198 97V96H197ZM196 97V98H197ZM209 97V96H208ZM215 97H217V95L215 96ZM242 97V96H241ZM240 97V98H241ZM253 97V96H252ZM25 98H27V99H25ZM35 100H34V99ZM42 98H43V96H42ZM51 98V97H50ZM49 98V99H50ZM134 98V99H133ZM199 98V97H198ZM211 98V97H210ZM214 98V97H213ZM212 98V99H213ZM219 99H220V97H218ZM227 98V97H226ZM235 98H236V96H235ZM238 98V97H237ZM254 98V97H253ZM254 98V99H255ZM5 99V98H4ZM74 99V100H73ZM216 99V98H215ZM215 99H213V100H215ZM223 99L226 101V100H228L229 101V99L227 98V99H225L224 97H223ZM243 99V98H242ZM246 99V98H245ZM11 100H10V102H11ZM73 100V101H72ZM81 100H80V102H81ZM92 100V102H90ZM140 101V107H139V105H135V101ZM198 100V99H197ZM196 100V102H198ZM202 100H204V99H202ZM218 100V99H217ZM216 100V101H217ZM230 102H233L232 100H234V98L232 99V97L230 98ZM248 100H249V98H248ZM4 101V100H3ZM2 101V102H3ZM7 101L8 100H6V104H7ZM201 101V100H200ZM199 101V102H200ZM235 101V100H234ZM236 101H237V99H236ZM240 101H243V100H240ZM251 101V100H250ZM5 102V101H4ZM77 103H79V99H78V101H76ZM142 102V103H141ZM193 102H194V100H193ZM214 102V101H213ZM219 102V101H218ZM221 102V101H220ZM219 102V103H220ZM13 103H14V101H13ZM13 103H10V104H13ZM76 103V104H77ZM91 103H93V105L91 104ZM207 103V102H206ZM209 103V102H208ZM215 103V102H214ZM226 103H229V102H227L226 101ZM235 103V102H234ZM240 103V102H239ZM1 104V103H0ZM5 103H3V105H4ZM9 104V105H10ZM217 104V103H216ZM220 104H222V103H220ZM224 104V103H223ZM222 104V105H223ZM237 105H238V102L236 103ZM255 104V103H254ZM3 105H1L2 107H3ZM86 105H91V106H89V108H88V106H86ZM141 105H143V106H141ZM186 105V104H185ZM209 105H211V104H209ZM212 105H213V103H212ZM232 105H234V106H236L235 104H232ZM0 106V107H1ZM12 106V105H11ZM181 106H183V105H181ZM224 106H226V104H224ZM240 106H242V104H240ZM243 106L245 107V106H247L246 108H248V106H251L252 108L253 107H256L257 106V104H255V105H253V102L251 101V102H247V99H246V102L245 103H243ZM242 106V107H243ZM5 107H6V105L3 107L4 109H5ZM9 107V106H8ZM7 107V108H8ZM142 107V108H141ZM206 107H209V106H205V108ZM212 107V106H211ZM216 107V106H215ZM220 107V106H219ZM231 107V106H230ZM237 107V106H236ZM239 107V106H238ZM241 107V108H242ZM2 108V109H3ZM6 108V109H7ZM12 108H9L10 110H12ZM217 108V107H216ZM226 108H228V107H226ZM245 108V109H246ZM1 109V108H0ZM2 109H1V111H2ZM19 109H20V112H19ZM169 109V108H168ZM187 109H190L192 112H194L193 110H198V111H195L193 114H192V112L190 111V110H187ZM208 109V108H207ZM211 109H213V107L211 108ZM229 109H231V108H229ZM239 109V108H238ZM242 109H244V108H242ZM254 109H256V108H253V110ZM9 110V111H10ZM14 110H16L15 112H14ZM248 110V112L250 113V111H249V109H246V111ZM252 110V111H253ZM209 111H210V109H209ZM214 111V110H213ZM226 112H228V110H225ZM231 111H232V109H231ZM237 111V110H236ZM14 112V113H13ZM19 112V113H18ZM183 112H185L184 114H183ZM190 112V113H189ZM198 113L197 114V116H196V114L195 113ZM217 111H215V113H216ZM223 112V111H222ZM245 111H243V113H244ZM3 113V114H2ZM10 113H11V111H10ZM209 113V112H208ZM211 113V112H210ZM214 113V112H213ZM221 113V112H220ZM235 113V112H234ZM233 113V114H234ZM261 113V114H262ZM15 114V115H16ZM186 114V115H185ZM205 114V115H204ZM212 114V113H211ZM218 114H219V112H218ZM222 114V113H221ZM226 114V113H225ZM231 114V113H230ZM229 114V115H230ZM245 114H247V113H245ZM245 114H244V116H245ZM9 117H10V115L9 114H7ZM16 115V116H17ZM217 115V114H216ZM229 115H227L226 114V116H227V118H228V116ZM238 115V114H237ZM240 115V114H239ZM241 115H243L242 114V112H241ZM248 115V114H247ZM264 115V114H263ZM263 115H259V116H263ZM225 116V115H224ZM225 116V117H226ZM232 116H234V115H232L231 114V117ZM235 116H236V113H235ZM219 116H217V118H218ZM246 117V116H245ZM250 117V116H249ZM219 118H222V116L221 117H219ZM224 118V117H223ZM230 118V117H229ZM235 118V117H234ZM234 118H232V120L234 119ZM237 118L239 119V118H241V117H238L237 116ZM237 118L236 119H234L233 121H232V123L231 124H229L230 123V120H229V122L227 121L226 123V125H225V127L227 128V125H229V127L230 126H232L233 125V123H235L236 121L235 120H237ZM3 119H4V121H3ZM196 120H198V121H196ZM219 120V119H218ZM225 120V119H224ZM228 120V119H227ZM240 120V119H239ZM262 120H264L263 118H262ZM5 121H7L6 123H5ZM195 121L196 122H198V123H195ZM217 121V120H216ZM194 122V123H193ZM224 122V121H223ZM223 122H221V124L223 123ZM243 122V121H242ZM244 122H246V121H244ZM255 122V121H254ZM3 123H5L4 125H2ZM237 123V128L239 127L238 126V122H236ZM236 123L234 124L235 126H236ZM225 124V123H224ZM249 124V123H248ZM261 124V125H260ZM1 125L2 126H4V128L3 127H1ZM16 125H18L19 126V128H18V126H16ZM246 125V124H245ZM251 125V124H250ZM8 126H10V127H12V126H14V129L13 128H11V129H9V130H11V131H7V129L5 130V128ZM15 126L18 128V129H15ZM234 126V127H235ZM242 126V125H241ZM241 126L239 127L240 129L239 130H241ZM253 126V125H252ZM222 127H223V125H222ZM227 128V129H225L224 127V129L225 130H228L229 131V129H232V128ZM254 127V126H253ZM236 128V129H237ZM242 128H244L243 126H242ZM247 129H248V127H246ZM245 128V129H246ZM258 128V129H257ZM235 129V130H236ZM251 129V128H250ZM189 130V131H188ZM224 130V131H225ZM254 129H252V131H253ZM254 130V131H255ZM189 132V133H186V132ZM244 131L245 130H242V134L244 133ZM249 131H251V130H249ZM248 131V132H249ZM237 132V131H236ZM236 132H234V131H232V133L230 132V134H231V136H230V134H229V136L231 137H228V139L227 140H231V139H234L235 137H237V134L235 135L234 133H236ZM239 132V131H238ZM237 132V133H238ZM229 133V132H228ZM241 133H240V135H241ZM250 133V132H249ZM232 134H234L233 135V137H232ZM247 134V133H246ZM244 136H249V134L248 135H245V134H243ZM243 135H241V136H243ZM251 135H252V132H251ZM228 136V135H227ZM240 136H238L237 138H239ZM15 138H13V139H15ZM223 137H221L220 139H222ZM242 138V137H241ZM255 138V137H254ZM225 139H226V137H225ZM245 139H250V138H245ZM17 140V139H16ZM236 140V139H235ZM1 141H4V140H1ZM8 141V140H7ZM6 141V142H7ZM11 140L9 139V141H8V145H10V144H12V143H10L9 144V142H10ZM27 141H24L25 142V144H26V142ZM37 142L39 145H40V147H41V145H43L42 143H40V142ZM259 141V142H258ZM18 142V141H17ZM30 142H32V141H30ZM3 143V142H2ZM13 143H14V141H13ZM20 143V145L22 144L21 142H19ZM19 143H18V145L17 146H19ZM29 143V142H28ZM34 144H35V142H33ZM32 143V144H33ZM36 143V144H37ZM239 143V145H240V143H242L241 145H240V147H239V145H237ZM253 143H254V140H253ZM17 144V143H16ZM15 144V145H16ZM31 144V143H30ZM34 144H33V146H34ZM47 144H51V146L49 147V146H47ZM5 145V144H4ZM4 145H1V148L4 146ZM13 145V144H12ZM253 145V144H252ZM6 146V149L8 150V148L10 147H8L7 145H5ZM16 146V147H17ZM28 146V145H27ZM54 146H53V148H54ZM8 147V148H7ZM11 147H13V146H11ZM15 147V146H14ZM13 147V148H14ZM16 147L13 149V148H10L9 150H11L12 149V151L9 153V154H11V153H14V152H16L17 150H19V147H22V146H19L18 147V149L16 150ZM23 147H24V145H23ZM28 147H30V145L28 146ZM44 147V146H43ZM4 148V147H3ZM31 148V147H30ZM33 149H34V147H32ZM32 148H31V150H32ZM53 148H51V149H53ZM6 149L4 148V150L2 151V152H0L2 155H3V152L4 151H6ZM21 149V148H20ZM23 149V148H22ZM50 149V150H51ZM55 149H54V151H55ZM2 150V149H1ZM39 152L38 153H40V150L39 149H37ZM20 151V150H19ZM24 151V150H23ZM33 151V150H32ZM35 151H36V149H35ZM41 151H43V149L41 150ZM45 151V150H44ZM49 151V150H48ZM63 151H64V153H63ZM25 152V151H24ZM47 152V151H46ZM51 152V151H50ZM52 152H53V150H52ZM55 152H57V150L55 151ZM5 153V152H4ZM6 153H7V151H6ZM20 153V152H19ZM45 153V152H44ZM15 154V153H14ZM17 154V153H16ZM16 154H15V156H16ZM36 154V153H35ZM43 154V153H42ZM47 154V153H46ZM54 154H56V153H54L53 152V154L52 155H54ZM12 155V154H11ZM26 155V154H25ZM41 155V154H40ZM44 155V154H43ZM50 156H51V154H49ZM77 155L79 156V157H81V158H78L77 157ZM4 156H6V154L4 155ZM13 156V155H12ZM36 156H37V154H36ZM44 156H46V155H44ZM48 156V155H47ZM47 156H46V158H44V159H47ZM1 157V156H0ZM8 157V156H7ZM53 157V156H52ZM77 158L76 160L74 159V158ZM2 158V157H1ZM0 158V159H1ZM13 158H14V156H13ZM24 158H26V157H24ZM35 158V157H34ZM37 159V158H36ZM54 158H52V161H54L53 160ZM81 159V160H80ZM98 159V160H97ZM48 160H49V156H48ZM73 160H75V163L73 162V164H72V161ZM96 160V161H95ZM32 161V160H31ZM42 160H40V162H41ZM47 161V160H46ZM51 161V160H50ZM50 161H48L49 163V167L51 166L50 165V163H52V161L50 162ZM107 161L108 162H110V164L109 163H107ZM29 162V161H28ZM39 162V163H40ZM44 162V161H43ZM55 162V161H54ZM78 164H77V163ZM35 163V162H34ZM38 163V164H39ZM46 164H47V162H45ZM62 163L60 164L61 166L59 167L60 168V170L58 169V167H57V169H58V171L60 172H62L63 171V167H62ZM82 163H85V161H83V162H81L80 164H82ZM108 165H107V164ZM37 164V165H38ZM53 164V163H52ZM55 164V163H54ZM67 164H69L68 166H66ZM71 164V165H70ZM90 164V163H89ZM58 166H59V164H57ZM56 165V166H57ZM85 165H87V164H85ZM104 165H107V166H104ZM39 166V165H38ZM37 166V167H38ZM45 166H47V165H45ZM97 166V165H96ZM109 166V167H110ZM31 167H33V166H31ZM84 167H86V170H84ZM52 168H53V171H55L54 170V166L52 165ZM51 168V169H52ZM56 168V167H55ZM49 169V168H48ZM50 169V170H51ZM38 170V169H37ZM66 170V169H65ZM43 170H41V172H42ZM46 171V170H45ZM43 172V173H46V172H48V170L46 171V172ZM52 171V172H53ZM68 172H71V171H69V170H67ZM85 171V172H84ZM40 172V171H39ZM51 172V174H52V176H55L54 174H57V173H52ZM56 172V171H55ZM66 172V171H65ZM90 173V172H89ZM99 173V172H98ZM37 174H41V173H37ZM48 174V173H47ZM59 174V173H58ZM60 174H66V173H64V171L62 172V173H60ZM68 174V173H67ZM112 174H114V175H112ZM44 174H42V176H43ZM48 175H50V174H48ZM63 175H60L61 177V179L60 178H58V179H56V180H59L60 179V181L61 182H58L57 183V181L55 182V181H53V182H51V180H52V176L50 177L51 178V180H50V182H48V183H52V185L53 186H51L52 188H51V192L49 193V194H51V193H53L54 195H55V197H56V194H57V196L58 195H60V194H62V199L65 201V198H63L64 196H67V194H68V189L66 190V187H65V185L63 184V183H65L66 182V185L67 184H69L70 182V176H74V175H72L71 173H69L68 174V176L67 175H64V176H66V177H68V179H66L65 177H63ZM76 175V174H75ZM80 175V174H79ZM81 175L78 177L77 175H76V177H77V179H79V178H81ZM83 175H85V174H83ZM82 175V176H83ZM112 175V176H111ZM38 176V175H37ZM42 176H41V178H42ZM45 177H47L46 175H44ZM86 176V175H85ZM88 176H89V174H88ZM92 176H90V177H92ZM98 176H96V178H98ZM107 176V177H106ZM109 176V177H108ZM48 177V178H49ZM57 177H58V175H57ZM75 177V178H76ZM89 177V178H90ZM95 177V176H94ZM114 177V178H113ZM115 177H117V178H115ZM40 178V179H41ZM83 179H84V177H82ZM86 178H88V177H86ZM85 178V179H86ZM96 178H95V180H96ZM39 179V178H38ZM72 180H73V177L71 178ZM91 179H93V178H91ZM115 179H116V181H115ZM163 179H166L165 181H168L166 184L168 185L167 187L168 188H166V185H164L163 184V182L161 183V180L163 181ZM31 180H34L35 181V179H31ZM37 180V179H36ZM42 180V179H41ZM40 180V181H41ZM44 180H46V179H44ZM48 180V179H47ZM67 180H69V181H67ZM87 180V179H86ZM103 180V179H102ZM111 180L109 181V182H111ZM49 181V180H48ZM73 181H75V180H73ZM71 182V183H73V184H75L74 182ZM82 181V180H81ZM97 181V180H96ZM104 181V180H103ZM39 182V181H38ZM45 182H47V181H45ZM84 182V180L82 181V183ZM88 182V181H87ZM87 182H85V183H87ZM91 182H93V180H91L90 181V179H89V183L88 184H90L91 185ZM108 182V183H109ZM113 181H112V183H114ZM128 182H129V184H128ZM36 183V182H35ZM35 183H33V184H35ZM41 183V182H40ZM70 183V184H71ZM78 183H80V182H76V184H78ZM82 183H80V184H82ZM94 183V182H93ZM92 183V184H93ZM114 183V184H115ZM119 183V184H120ZM37 184H39V183H36L35 184V186L37 185ZM42 184H43V182H42ZM86 185V187L87 186H89V185ZM95 184H97V183H95ZM102 184H104V185H106L105 184V182L103 183L102 182ZM122 184H120L121 186H122ZM132 184V183H131ZM141 184V183H140ZM142 184H144L143 182H142ZM40 185V184H39ZM38 185V186H39ZM46 185V184H45ZM44 185V186H45ZM48 185H50V184H48ZM84 185V186H85ZM172 185L174 186V185H177V186H179L177 189H179L180 188V190H181V192H176V194H174V192H173V190H172V193L174 194L173 196H168V191H171V188H172ZM35 186L33 187V188H35ZM38 186H36V187H38ZM44 186H42V187H44ZM71 186V185H70ZM76 186V185H75ZM74 186V187H75ZM80 187V189H81V185H77V187ZM83 186V185H82ZM103 186V185H102ZM108 186H109V184H108ZM113 186V185H112ZM40 187V186H39ZM42 187H40V189L42 188ZM49 187V186H48ZM67 187H68V185H67ZM73 187V186H72ZM73 187V188H74ZM77 187L76 188H74L73 190H75V189H77ZM85 187V188H86ZM95 187V186H94ZM94 187H90L91 189L92 188H94ZM98 187V186H97ZM97 187H95V189L97 188ZM120 187V186H119ZM118 187V188H119ZM135 187V186H134ZM69 188V187H68ZM71 188V187H70ZM70 188H69V190H70ZM131 188V189H130ZM136 189L134 190V188L132 189V187H128L127 189L129 190V192L131 193L132 192V195H134L135 196V198H138V197H136V195H138V194H135V191H136V193H140V189L139 190H137L138 189V187H135ZM148 188H145L146 189V194H144L146 197H148V194H149V192L147 191L148 190ZM173 188H176V187H173ZM172 188V189H173ZM36 189V188H35ZM40 189H39V191H40ZM45 189V188H44ZM49 189H50V187H49ZM48 189V190H49ZM53 189V190H52ZM61 189V190H60ZM79 188H78V193L83 189H81L80 190ZM95 189H93V191H91V192H93V193H95L94 192V190ZM112 190L114 189V188H111ZM122 189L123 188H121V190L120 189H118L117 190V192L119 191V193H120V191H122ZM142 189H144V188H142ZM145 189H144V191H145ZM31 190V189H30ZM80 190V191H79ZM84 190V192L86 191L85 189H83ZM90 189H89V187H88V191H89ZM106 190V189H105ZM111 190V191H112ZM149 190V191H150ZM179 190V191H180ZM47 191V190H46ZM71 191H72V189H71ZM87 191V192H88ZM124 191V190H123ZM137 191H139V192H137ZM142 191V190H141ZM165 191V193H167V196L168 197H166L165 195H164V192ZM176 191H178V190H176ZM182 191L184 192V193H182ZM186 191H188V192H186ZM29 192V191H28ZM36 192L38 193V190H36ZM45 192V191H44ZM44 192H40V193H38L39 194V196H41L42 195V193H43V195H44ZM73 192V191H72ZM71 192V193H72ZM76 192V191H75ZM74 192V193H75ZM91 192H89V194L91 193ZM97 192V191H96ZM153 192V193H154ZM31 193H34V192H31ZM37 193H34V195L36 194V196H33L32 194V196L33 197H35L36 198V200H37V202L36 201H34V204L32 203V206H35V207H33L32 208V206H31V208L32 209H35V210H33V212H30V211H32L31 209H30V206H28L27 205V203L26 202H24V203H26V206H27V209H24V208H26L25 206H23L24 205V203H23V205L21 204V202H19L20 204H21V206H22V208L21 209H19L18 207L20 206L19 204H13L14 206L13 207H15L16 205L18 206V207H15V209L17 208V209H19V210H17V214H19L20 215V213H21V217H24V215L26 216L27 215V217H28V219L26 218V217H24V219H27V220H25L24 221V225L22 224V223H19V221H18V224H22L21 226L22 227H24L23 229H22V227L21 228H17V230L15 229V233H10L9 231H7V228H6V230H4V231H2L1 233H3L2 235L3 236H1V238L0 239H2L3 238V240H2V242L0 241V247H1V245H2V247H3V249L5 250H3L4 252H6V256H7V263H5V264H35L34 263V261H35V258L36 257H38V256H41V258H44V256H42V253H41V255H38V253H40V251L42 252L43 250H45V249H43V250H39V249H41V247L38 249V252H37V248H38V246L39 245H41V242L44 240H42V236H43V233L45 232V231H47V233H48V235H50V234H53V233H51V231H49L48 232V230H47V227H50V224H49V226H46L47 225V222H45V219H46V217L45 216H47L49 213V211H47L49 208L47 207H45V205H47V203L46 202H48L47 200L45 201V200H43V199H41L42 198V196L41 197H39L38 195H37ZM47 193V192H46ZM70 193V195L69 196H71L72 197V194ZM81 193V192H80ZM101 192H99V194H100ZM124 193H125V191H124ZM144 193V192H143ZM152 193V194H153ZM49 194H47L48 195V198L50 199V205L49 206H53L52 205V203H55L56 202V199H59V198H53L52 196V198L53 199H55V202L53 201V202H51L52 200H51V197L49 196ZM81 194H84V193H81ZM87 194V193H86ZM88 194V195H89ZM122 194V193H121ZM127 194V193H126ZM164 196H163V195ZM171 194V193H170ZM178 194V195H177ZM188 194V195H189ZM30 195V194H29ZM47 195L45 194L44 195V198H45V196L47 197ZM53 195V196H54ZM75 195V194H74ZM74 195H73V197H74ZM80 195V194H79ZM87 195V196H88ZM92 195V194H91ZM98 195V194H97ZM118 195V194H117ZM122 195H124V194H122ZM143 195V196H144ZM149 195H151V194H149ZM154 195V194H153ZM157 195H156V199L158 198L157 197ZM187 195V196H188ZM191 195V196H192ZM120 196V195H119ZM139 196V195H138ZM29 198L31 197V196H28ZM59 197V196H58ZM75 197H76V195H75ZM93 197V196H92ZM118 197V196H117ZM125 197H126V199L129 197V196H126L125 195ZM140 197V196H139ZM141 197H142V194H141ZM186 197V196H185ZM208 197L209 198H211L210 200H207L208 199ZM35 198H33V199H35ZM39 198L41 199V200H39ZM69 198V197H68ZM83 198H84V195H83ZM91 198V197H90ZM101 198V197H100ZM122 198H123V196H122ZM130 198V197H129ZM128 198V199H129ZM143 198V197H142ZM145 198V197H144ZM152 198H154V197H152V195L150 196V198H148L147 200H152ZM161 198V199H162ZM184 198V197H183ZM188 198V197H187ZM186 198V201L185 202H187V199ZM31 199V198H30ZM33 199H31V200H33ZM46 199V198H45ZM62 199L60 200V201H62ZM71 199L72 198H70L68 201L71 203ZM80 199H81V197H80ZM86 199H87V197H86ZM94 199V198H93ZM125 199V200H126ZM126 200L127 201V203H128V201L129 200H131V199H129V200ZM155 199V200H156ZM159 199V198H158ZM173 199V198H172ZM180 199V198H179ZM190 199V198H189ZM200 199V200H199ZM204 199H206L205 201H204ZM23 200V199H22ZM46 203H44L43 201ZM98 200H100L99 198H98ZM101 200H102V198H101ZM139 200H142V199H140L139 198ZM146 200V201H147ZM154 200V201H155ZM167 199H165V201H166ZM174 201H175V199H173ZM173 200H171L172 202L171 203H173ZM183 200V199H182ZM184 200H185V198H184ZM202 200V201H201ZM212 200V201H211ZM24 201V200H23ZM28 201V200H27ZM59 201V200H58ZM73 201V200H72ZM76 201V200H75ZM75 201L73 202V203H75ZM83 201V200H82ZM86 201V200H85ZM84 201V202H85ZM143 201V200H142ZM145 201V202H146ZM153 200H152V202H151V204L149 203V201H147L149 204L148 205H150L149 207H151V206H153V202H154ZM157 201V200H156ZM160 201V200H159ZM164 201V200H163ZM163 201H161V203L163 202ZM164 201V202H165ZM168 202L166 203L167 205H170V204H168V203H170V200H167ZM179 201V200H178ZM190 201V200H189ZM188 201V202H189ZM207 201H209V206L208 205H206V202ZM17 202V201H16ZM36 202V203H35ZM78 202V201H77ZM86 202H88V199H87V201ZM121 202H122V200H121ZM123 202H124V200H123ZM131 202H133V201H131ZM145 202H143V203H145ZM158 202V201H157ZM156 202V203H157ZM184 201H182V203H183ZM193 202V201H192ZM205 203V205H201L202 207H200V205L199 204H201V203ZM58 202H56L55 203V206L57 207V206H61V208H63V204H64V202L63 203H61V202H59V203H61V205L60 204H58V205H56ZM82 203V202H81ZM101 203V202H100ZM127 203H126V205H127ZM138 203V202H137ZM140 203V202H139ZM139 203H138V205H139ZM153 203V204H152ZM165 203L163 204L162 203V205H161V207H163V206H165L164 208L166 209L167 207H166V205H165ZM179 203V202H178ZM178 203H177V205H178ZM203 203V204H204ZM31 204V203H30ZM29 204V205H30ZM43 204H45V205H43ZM84 204V203H83ZM85 204H87V203H85ZM98 204V203H97ZM131 204V203H130ZM129 203H128V206H127V208L129 207V205H130ZM184 204V203H183ZM187 204H189V203H187ZM207 204H208V202H207ZM44 206V209L42 208L43 206ZM71 205H73V204H71ZM88 206L90 205V199H89V202H88V204H87ZM86 205V206H87ZM132 205V204H131ZM135 205V203L133 202V207H135L134 206ZM141 205V204H140ZM144 205H146V204H143V206ZM148 205L147 206H145V207H147V208H145V210L146 209H148L149 207H148ZM156 205V204H155ZM176 205V204H175ZM175 205H172L173 207L175 206ZM182 205V204H181ZM112 206V205H111ZM159 206V205H158ZM191 206V207H192ZM55 207V208H56ZM59 207H57L58 209H59ZM121 207V206H120ZM179 207V206H178ZM198 207H200V208H198ZM28 208L30 209V210H28ZM40 208H41V213H40ZM53 209H54V206L52 207ZM56 208V210H58ZM60 208V209H61ZM70 209V206L67 204V206L66 207H64V209H62V210H66V209ZM74 208H75V206H74ZM89 208V207H88ZM100 208V205H99V207L98 208H96V209H99ZM106 208V207H105ZM111 208V207H110ZM130 208V207H129ZM128 208V209H129ZM132 208V207H131ZM157 208V207H156ZM169 208H171V207H169ZM183 208V207H182ZM24 211H23V210ZM44 210V212L46 213L47 212V214L45 215V213L44 212H42L43 210ZM45 209H47L46 211H45ZM51 209V208H50ZM71 209H72V207H71ZM76 209V208H75ZM123 209H124V207H123ZM136 209H137V207H136ZM150 209V208H149ZM148 209V210H149ZM152 209V208H151ZM160 209V208H159ZM163 209V208H162ZM165 209H163V211H165ZM172 210H173V208H171ZM170 209V210H171ZM174 209H177L176 207L174 208ZM185 209V208H184ZM184 209H183V212H185L184 211ZM187 209V208H186ZM192 210H193V212H196L193 208H191ZM204 209V208H203ZM12 210V209H11ZM13 210H14V208H13ZM12 210V212H14ZM20 210H22V211H20ZM28 210V211H27ZM55 210V211H56ZM61 210V211H62ZM74 210V209H73ZM89 210H91V209H89ZM92 210H94V209H92ZM105 210V209H104ZM127 210V209H126ZM166 210H168V212H170V210L167 208ZM179 210V209H178ZM177 210V211H178ZM180 210H181V206H180ZM197 210V211H198ZM200 210L198 211L199 212V214H200ZM7 211H10V210H7ZM51 211H53V213H55V211L54 210H51ZM60 210H58V212H59ZM60 211V212H61ZM67 211V210H66ZM65 211V212H66ZM70 211V210H69ZM75 211V210H74ZM95 211H97V210H95ZM99 212H100V210H98ZM112 211V210H111ZM129 211V210H128ZM132 211H133V209H132ZM136 211V213H137V210H135ZM152 211V210H151ZM156 212H158L157 210H155ZM177 211H174L173 213H176ZM191 211V210H190ZM11 212V211H10ZM11 212V213H12ZM16 212V211H15ZM68 212V211H67ZM67 212H66V214H67ZM88 212V211H87ZM99 212H97V213H99ZM102 212V211H101ZM104 212V211H103ZM139 212V211H138ZM147 212V211H146ZM149 212V211H148ZM147 212V213H148ZM179 212L180 211H178L177 213L179 214ZM40 213V214H39ZM56 213H57V211H56ZM62 213H64V211L62 212ZM69 213V212H68ZM70 213H71V211H70ZM106 213V212H105ZM129 213V212H128ZM132 213V212H131ZM140 213H142V212H140ZM139 213V214H140ZM153 213V212H152ZM165 213H167V211H165ZM172 213V212H171ZM12 214H15L16 215V213H12ZM11 214V215H12ZM23 214V215H22ZM41 214L42 215H45V216H42V218H39V217H37V216H40L41 217ZM59 214V213H58ZM65 214V215H66ZM72 214V213H71ZM78 214V213H77ZM82 214V213H81ZM94 214V213H93ZM96 214V213H95ZM149 214V213H148ZM163 214V213H162ZM161 213H160V215H162ZM168 214V213H167ZM188 214H190V212H188ZM9 215H10V213H9ZM15 215H14V217H15ZM19 215H18V217H19ZM34 215V216H33ZM37 215V216H36ZM51 215V214H50ZM61 215V214H60ZM63 215V214H62ZM61 215V216H62ZM73 215V214H72ZM154 215V214H153ZM172 215H174L173 216V218L175 217V214H172ZM177 215V214H176ZM182 215H184V214H182ZM194 215H195V213H194ZM194 215H192V218L193 217H195ZM198 215V214H197ZM202 215H199V216H201L202 217ZM35 217V218H30V217ZM54 216V215H53ZM57 216V215H56ZM64 216V215H63ZM96 216V215H95ZM167 216V215H166ZM181 216V215H180ZM180 216H178V217H180ZM188 216V215H187ZM190 216H191V214H190ZM197 217L199 220H198V222L200 221V223L198 224V222H197V220H194V218L193 219H191V217L190 218H188V220L189 219H191V222L190 221H188L189 223H191L192 224V222L194 221V224H195V222H197V224H196V226L198 227H200V226H202V224L205 222L204 220L206 219H201L200 217ZM236 216H237V219H235L236 218ZM39 218V219H37V218ZM44 217H45V219H44ZM55 217V216H54ZM152 217V216H151ZM154 217H155V215H154ZM169 217V216H168ZM184 217V216H183ZM202 217V218H203ZM50 218V217H49ZM66 218V217H65ZM64 218V219H65ZM81 218V217H80ZM84 218V220H85V217H83ZM82 218V219H83ZM87 218V217H86ZM163 218V217H162ZM161 218V219H162ZM182 218V217H181ZM181 218H178L179 220H181ZM197 218H195V219H197ZM19 219V218H18ZM23 219V220H24ZM40 219H41V221H40ZM51 220H52V218H50ZM50 219H48V220H50ZM56 219V218H55ZM62 219V218H61ZM69 219V220H68ZM68 219H65V220H68V223H69V221H70V218H68ZM73 219H75L74 217H73ZM88 219V218H87ZM133 219V218H132ZM165 219V218H164ZM168 219V218H167ZM171 219V218H170ZM183 219V218H182ZM42 220H44V222H42ZM50 220V221H51ZM65 220H64V222L62 221V223L64 224H62L63 226H64V228H65V230L67 229L66 227H65V225L67 224V221H66V223H65ZM137 220V219H136ZM142 220V219H141ZM141 220H139V221H141ZM174 220V222H177V223H179L178 222V220H177V218L176 219H173ZM175 220H177V221H175ZM193 220V221H192ZM201 220H203L202 222H201ZM21 221H22V219H21ZM50 221H48V222H50ZM83 221V220H82ZM88 221V220H87ZM167 221V220H166ZM168 221H170V220H168ZM172 221V220H171ZM182 221V220H181ZM207 221V220H206ZM23 222V221H22ZM77 221H75L74 220V224H73V226L75 225H77L76 227L77 228H79V226H80V224H79V226H78V224L76 223ZM88 222H91V221H88ZM126 223H127V221H125ZM185 222V221H184ZM188 222H185V223H188ZM209 222H207L206 224L204 223L203 224V226H202V228L204 229V226L206 227V225H208V223ZM54 223V222H53ZM52 223V221H51V224H53ZM76 223V224H75ZM125 223V224H126ZM154 223V222H153ZM169 223V222H168ZM173 223V222H172ZM182 223V222H181ZM188 223V224H189ZM212 223V224H211ZM141 224H142V222H141ZM146 224H147V221H146ZM165 224V223H164ZM176 224V223H175ZM174 224V225H175ZM193 224V227H196L195 225ZM60 225V224H59ZM58 225V227L57 228H59L60 226ZM70 225V224H69ZM68 225V226H69ZM87 225V224H86ZM128 225V224H127ZM132 225V224H131ZM130 224H129V226H131ZM168 225H170V224H168ZM177 225V224H176ZM179 225H180V223H179ZM183 226H184V224H182ZM190 225V224H189ZM1 226H2V224H1ZM0 226V227H1ZM52 227H50V229L52 228L55 232L57 231V230H60V233H62V229L61 228H59V229H57V230H55L54 229V227L53 226H55V225H51ZM67 226V227H68ZM74 226V227H75ZM155 226V225H154ZM181 226V225H180ZM192 226V225H191ZM17 227V226H16ZM56 227V226H55ZM70 227V226H69ZM68 227V228H69ZM90 227V226H89ZM89 227H88V231H89ZM94 227V226H93ZM110 227V226H109ZM128 227V226H127ZM134 227V226H133ZM144 227V226H143ZM173 227V226H172ZM175 227H177V226H175ZM179 227V226H178ZM177 227V228H178ZM185 227V226H184ZM196 227V228H197ZM198 227V228H199ZM76 228V229H77ZM80 228H81V226H80ZM79 228V230H81ZM132 228V227H131ZM137 228V227H136ZM142 228V227H141ZM197 228V229H198ZM201 227L199 228V230H198V232L199 231H204L205 232V230H203ZM1 229V228H0ZM5 229V228H4ZM19 229V230H18ZM35 229H41V231L40 232H42L43 231V229H44V231L42 232V235H41V233L40 232H38V231H36V232H38V233H40L39 235H41L40 236V240H42L40 243L39 242H37V240L34 238V237H36V235H38V233L35 235L34 234V232H35ZM49 229V228H48ZM91 229V228H90ZM96 229V228H95ZM133 229V228H132ZM135 229V228H134ZM134 229H133V231H134ZM169 229V228H168ZM172 229V228H171ZM180 229H182V228H180ZM189 229V228H188ZM195 229V228H194ZM9 230V229H8ZM25 230L27 231V230H34V232H32V231H30V233L33 235L34 234V236H32V235H29L30 233H29V231L26 233L25 232ZM64 229H63V231H65ZM78 230V231H79ZM84 230V229H83ZM129 231H130V229H128ZM170 230V229H169ZM175 230H177V229H174V230H172V231H174L175 232ZM184 230V229H183ZM182 230V231H183ZM190 230V229H189ZM6 231V232H5ZM67 231V230H66ZM73 231V230H72ZM85 231V230H84ZM91 231V230H90ZM171 231V232H172ZM192 231V229L190 230V231H188L187 230V232H191ZM195 231V230H194ZM7 232H9V233H7ZM12 232V231H11ZM26 233L27 234V236H25L26 234H24V235H22L23 233ZM135 232V231H134ZM180 232V231H179ZM178 231H177V233H179ZM200 233L199 232V234L197 233V230H196V233L198 234V236L196 235V234H194V235H196L197 237H200V234L202 235V237H205V238H207L206 236H207V234L206 233ZM29 233V234H28ZM46 233V234H47ZM60 233H58V234H60ZM77 233H79V232H77ZM81 233H82V235H81V237H83L84 236V233H83V231H81ZM94 233V232H93ZM165 233V232H164ZM184 232H182V234H183ZM21 234V235H20ZM45 233H44V238H45V235H46ZM55 234V233H54ZM66 234H68V231H67V233ZM71 234H73V233H71ZM131 234V233H130ZM137 234V233H136ZM139 234V233H138ZM137 234V235H138ZM154 234V233H153ZM174 234V233H173ZM184 234H187V233H184ZM190 234V233H189ZM189 234H188V239H189ZM205 234H206V236H205ZM1 235V234H0ZM15 235H18V236H15ZM57 235V234H56ZM86 235V234H85ZM91 235V234H90ZM128 235V234H127ZM135 235V234H134ZM168 235H170V234H168ZM168 235L166 234V236L168 237ZM175 235V234H174ZM179 235H181L180 233H179ZM19 236H21L22 238L20 239V240H18V241H16L18 238H20ZM24 236V237H23ZM52 235H50V237L49 238H51L52 239V237H51ZM70 236V235H69ZM87 236V235H86ZM89 236V235H88ZM126 236V235H125ZM140 236V235H139ZM146 236V235H145ZM173 236V235H172ZM176 236V235H175ZM48 237H47V235H46V239L48 240V242L47 243H49L50 242V240L51 239H48ZM61 237V236H60ZM66 237V236H65ZM77 237V236H76ZM97 237H98V235H97ZM154 237V236H153ZM161 237V236H160ZM166 237V239L168 240V238ZM171 237V236H170ZM169 237V238H170ZM174 237V236H173ZM173 237H171V240H172V238ZM177 237V236H176ZM179 237V236H178ZM187 237V236H186ZM16 238V239H15ZM68 238V237H67ZM85 238V237H84ZM84 238H83V242H85V240H84ZM91 238V237H90ZM93 238H95V237H93ZM126 238V237H125ZM138 238V237H137ZM165 238V237H164ZM190 238H196V237H190ZM35 239V240H34ZM44 240V242L46 243V241L47 240ZM143 239H144V236H143ZM154 239V238H153ZM174 239V238H173ZM176 240H178V238H175ZM180 239V238H179ZM196 239H198V238H196ZM56 240V239H55ZM73 240V239H72ZM80 240V239H79ZM78 240V241H79ZM104 240V239H103ZM130 240V239H129ZM137 240V239H136ZM141 240V239H140ZM145 240H147L146 238L144 239V241ZM181 240V239H180ZM190 240V239H189ZM199 240H202L201 238H199ZM198 240V241H199ZM208 240H209V238L207 239V242H208ZM63 241V240H62ZM67 241V240H66ZM97 241H99V240H97ZM97 241H95V243L97 242ZM173 241V240H172ZM171 241V242H172ZM197 241V240H196ZM203 241H204V238H203ZM206 241V240H205ZM210 241V240H209ZM218 241V240H217ZM55 242V241H54ZM54 242H53V244H54ZM71 242V241H70ZM89 242V241H88ZM105 242V241H104ZM109 242V241H108ZM112 242V241H111ZM130 242H131V240H130ZM133 242V241H132ZM131 242V243H132ZM138 242V241H137ZM154 242H155V240H154ZM153 242V243H154ZM157 242V241H156ZM164 243H165V239H164V241H163ZM170 241H166V243L165 244H169L170 245V243H171ZM177 242V241H176ZM183 242V241H182ZM190 242V241H189ZM201 242V241H200ZM206 242V243H207ZM222 244H221V243ZM43 243V242H42ZM46 243V244H47ZM51 243V242H50ZM91 243V242H90ZM94 243V244H95ZM148 243V242H147ZM147 243H145V244H147ZM174 243V242H173ZM172 243V244H173ZM178 243V242H177ZM177 243H174V244H177ZM188 243V242H187ZM192 243V242H191ZM202 244H203V242H201ZM201 243H199V244H201ZM86 244H87V242H86ZM133 244V243H132ZM140 244V243H139ZM167 244V245H168ZM171 244V245H172ZM194 244V243H193ZM196 244H197V242H196ZM205 244V243H204ZM203 244V245H204ZM208 244V243H207ZM213 244H215L214 246H217L216 247V249L214 248V246H213ZM221 244V248H220V245ZM45 244L43 243L42 244V246H44ZM64 245V244H63ZM62 245V246H63ZM179 245V244H178ZM47 246V245H46ZM48 246H50V245H48ZM53 245L51 244V247H52ZM56 246H57V244H56ZM61 246V245H60ZM81 246V245H80ZM93 246V245H92ZM147 246H148V244H147ZM158 246V245H157ZM156 246V247H157ZM166 246V245H165ZM174 246V245H173ZM175 246H177V245H175ZM181 246V245H180ZM188 246V245H187ZM194 246H196V245H194ZM200 246V245H199ZM218 246H219V248L221 249V250H219V248H218ZM1 247V248H2ZM54 247V246H53ZM64 247V246H63ZM98 247V246H97ZM96 247V248H97ZM177 247H179V246H177ZM184 247V246H183ZM198 247V246H197ZM209 247V248H210ZM44 248V247H43ZM50 248V247H49ZM49 248H48V250H49ZM59 248V247H58ZM65 248V247H64ZM79 248V247H78ZM93 248V247H92ZM145 248H146V246H145ZM160 248V247H159ZM171 248H172V246H171ZM186 248V247H185ZM201 248H202V245H201ZM218 248V249H217ZM52 249V248H51ZM108 249V248H107ZM151 249V248H150ZM155 249V248H154ZM175 249L176 248H174V251H175ZM179 249H181L182 250V248H178V250ZM189 249V248H188ZM53 250V249H52ZM64 250V249H63ZM70 250V249H69ZM87 250V249H86ZM85 250V251H86ZM93 250V249H92ZM91 250V251H92ZM98 250V249H97ZM113 250H115V249H113ZM120 250V249H119ZM142 250V249H141ZM156 250V249H155ZM177 250V251H178ZM180 250V251H181ZM184 250V249H183ZM182 250V251H183ZM231 250H230V252H231ZM65 251H68V250H66L65 249ZM73 251V250H72ZM74 251H76V250H74ZM85 251H83V252H85ZM121 251V250H120ZM139 251V250H138ZM148 251H150V250H147V253H148ZM173 251V250H172ZM174 251H173V253H174ZM176 251V252H177ZM184 251H186V249L184 250ZM216 251L218 252V253H216ZM45 252V251H44ZM49 252V254H51L50 253V250L48 251ZM48 252H47V257H45V258H47V259H52L53 258V254L54 253H52L51 254V256H52V258H51V256L48 254ZM54 252V251H53ZM64 252V251H63ZM106 252V251H105ZM123 252V251H122ZM140 252V251H139ZM151 252V251H150ZM156 252V251H155ZM159 252V251H158ZM179 252V251H178ZM178 252H177V254H178ZM190 252V251H189ZM192 252V251H191ZM197 252V251H196ZM208 252V251H207ZM209 252H210V250H209ZM208 252V253H209ZM212 252V251H211ZM210 252V253H211ZM229 252V251H228ZM60 253V252H59ZM69 253H71V252H69ZM78 253V252H77ZM143 253H144V251H143ZM181 253V252H180ZM179 253V254H180ZM186 253H187V251L184 253L185 255H186ZM209 253V254H210ZM238 253V254H237ZM45 253H43V255H44ZM61 254H62V252H61ZM61 254H60V256H61ZM78 254H80V253H78ZM156 254V253H155ZM159 254V253H158ZM181 254H183V253H181ZM188 254V253H187ZM189 254H192V253H189ZM189 254H188V257H189ZM197 255H198V253H196ZM209 254H207V255H209ZM213 254V253H212ZM214 254V255H215ZM232 254H231V256H232ZM234 254V255H235ZM59 255V254H58ZM72 255H73V253H72ZM84 255H85V253H84ZM83 255V256H84ZM87 255V254H86ZM97 255V253L95 254V256ZM122 255V254H121ZM120 254H119V256L122 258V256H121ZM125 255V254H124ZM185 255H183V256H185ZM193 255V254H192ZM206 255V254H205ZM205 255H204V257H205ZM214 255H212L214 258H217V257H215ZM45 256H46V254H45ZM49 256V257H48ZM70 256H71V254H70ZM80 256V255H79ZM81 256H82V254H81ZM111 256V255H110ZM118 256V257H119ZM148 256H150V255H148ZM177 256V255H176ZM181 256V255H180ZM196 256V255H195ZM55 257V256H54ZM57 257V256H56ZM65 257H67V256H65ZM65 257H64V255H63V257L61 258V259H63V261H65ZM69 257V256H68ZM120 257L118 258V259H120ZM175 257V256H174ZM204 257L202 256V258H201V255H200V257L198 258V257H196V259H194V261L193 262H191V263H193V264H206L207 262H209V261H211L212 262V260L211 259H213L212 257H211V255H210V260L209 261H206L205 262V260H204ZM218 257V258H219ZM245 259H247L246 261L244 260V258ZM4 258H5V255H4ZM39 258V257H38ZM71 258V257H70ZM80 258V257H79ZM82 258V257H81ZM83 258H85V257H83ZM87 258V257H86ZM85 258V259H86ZM105 258V257H104ZM109 258V257H108ZM125 258V256L122 258V259H124ZM155 258V257H154ZM192 258H194V257H192ZM206 258H209V256H206ZM217 258V259H218ZM37 259V258H36ZM66 259H68V258H66ZM73 259H74V255H73ZM89 259H90V256H89ZM107 259V258H106ZM121 259V260H122ZM147 259V258H146ZM175 259V258H174ZM173 259V260H174ZM178 259V258H177ZM183 259V261H182V263H184V264H186L185 262H188V260H186L187 259V257H186V261H184V257L182 258ZM181 259V260H182ZM190 259V261H191V258H189ZM217 259H213L214 260V263L216 262V260ZM220 259V258H219ZM218 259V260H219ZM223 259L225 260V261H223ZM242 261H241V260ZM3 260V259H2ZM34 260V261H33ZM42 260V259H41ZM46 260V259H45ZM56 260V259H55ZM72 260V259H71ZM83 259H81V262H83L82 261ZM91 260V259H90ZM120 260V261H121ZM132 260V259H131ZM149 260V259H148ZM249 260H250V262H249ZM38 261H40V260H38ZM44 261V260H43ZM50 261V260H49ZM75 261V260H74ZM88 261V260H87ZM112 261H114V260H112ZM117 261V260H116ZM116 261H115V263H116ZM123 261V260H122ZM153 261V260H152ZM175 261V260H174ZM178 261V260H177ZM189 261V262H190ZM234 261V262H233ZM5 262V261H4ZM4 262H1L2 264L4 263ZM41 262V261H40ZM39 262V263H40ZM129 262V261H128ZM149 262H151V261H149ZM188 262V263H189ZM218 262V261H217ZM238 262V261H237ZM238 262V263H239ZM256 262H258V263H256ZM0 263V264H1ZM55 263V262H54ZM53 263V264H54ZM61 263H62V261H61ZM66 263V262H65ZM69 263V262H68ZM67 263V264H68ZM84 263V262H83ZM109 263H110V261H109ZM122 263V262H121ZM127 263V262H126ZM152 263V262H151ZM176 263V262H175ZM187 263V264H188ZM190 263V264H191ZM210 263V262H209ZM208 263V264H209ZM220 263H218V264H220ZM237 263V264H238ZM239 263V264H240ZM36 264H38V263H36ZM41 264V263H40ZM63 264V263H62ZM74 264H75V262H74ZM85 264V263H84ZM87 264V263H86ZM181 264V263H180ZM212 264H213V262H212ZM217 264V263H216Z\"/></svg>",
	"mask_w": 264,
	"mask_h": 264
},
{
	"label": "rangeland",
	"instance_id": "2",
	"mask_svg": "<svg viewBox=\"0 0 264 264\" xmlns=\"http://www.w3.org/2000/svg\"><path fill=\"white\" fill-rule=\"evenodd\" d=\"M96 1L97 0H0V21H3V22H1L0 24H2L1 25V27L3 26V24L5 25V27L3 28H1L0 27V44H2V45H0V46H2L4 49L5 48H10V46L9 45H11V47H13L14 49H15V47L16 48H18L17 47V45H21L22 44V47L20 46L19 48H23V45L25 44V43H28L29 41V43L31 44V46L34 44V43H32V42H34V38L33 37H31V36H29L30 35V33H28V35H27V37H25L24 35H17V37L14 35V34H10L9 33V29H10V25L8 24V26L6 25L7 24V21H4L5 19H8V17L11 19V16L15 19V21H16V19L17 20H19V21H21L22 23H23V21H25L26 23L29 21L30 22V24L32 23H35L36 25H37V23H38V25H39V18L41 17L42 19H44V20H40V21H43V22H48V19L49 20H51L53 23L54 22H56L58 19H59V21L58 22H60L63 18H65L64 19V21L66 20H68V18H69V20H68V22L70 21L72 24H77L76 26H78L79 25V21H80V24H82L81 22V19H79V17H81V15H83L84 16V14L86 13V17H87V12H89V13H91V11H92V13H94L93 15L94 16H97V15H101V18H102V16H103V19H106V20H108V21H106L107 23L108 22H110V21H113L114 23H113V25H111V23H110V25L114 28V29H110V27H109V25H108V27L106 26L104 29H105V31H107V34H108V36L111 38V41L113 42V45L112 46H114V47H116V48H118V47H120V46H122V47H124V45H125V47L124 48H122L124 51L126 50L127 52L129 51V53H131L132 52V54L133 53H135L136 52V50L135 49H133L134 48V46H133V44L136 46V45H138V43L139 44H141V45H139V46H136L137 47V51L141 54V52L145 55H148L150 52H152L151 53V55H148V56H150V57H146V56H144V58L146 57V60L145 61H147L146 63V66L147 67H149L150 66V64L152 65V66H154L155 67V59L157 58V60H158V57H166L165 55H166V53L167 54H170L171 52L172 53H176V52H178V51H176V49H179V48H181L182 47V50L184 49V43L185 42H183L184 41V39H185V35H186V39L188 38H190V40H191V38H192V40L190 41V43L189 44H186V46H187V51H189L190 52V54L192 53V54H194V50L196 49L197 50V48H198V50H197V52L198 51H200V52H198L197 54H198V56H199V58L201 59V60H203V61H201V62H198V63H195V66L197 65V67H198V69L195 71V72H197L198 74H194V76H193V78H192V81L194 82V83H191V84H193V85H191L190 84V86H195V87H191V91L193 90V89H195V88H199L201 85H205V86H201L200 87V89H198V90H200V91H198V90H196V92H195V90L194 91H192V93H193V95L194 96H198L197 98L195 97V98H193V100H194V102H193V100H192V97L191 98H189L188 99V101L189 102H184L185 104H181V105H183V106H179L178 108H176V109H174L175 107H174V105H172L171 107H168L166 110L168 111V112H170L171 111V109H172V111H181L182 109H183V111H184V108H188V107H192L193 106V108L192 109H195V107L196 106H199V107H197L196 109H200L199 110V112L202 110V109H206L205 111H203L202 110V112H205L206 113V116L208 115V117L209 116H212L213 114V119H215V121L214 122H212L211 123V131L213 132V133H218V131L216 132V130H217V124H219V131H221L222 130V132H221V134L220 135H222L223 133V136H221V137H223L222 139H220L221 137H219V140H226V141H230L231 143H233L234 145L237 143H234L233 141H238V139H240L241 141L240 142H242V141H248V143L250 144L249 146H256V145H254V144H258V143H255V142H257V140L256 139H258L259 137L256 135V133L258 134V132L255 130L256 128H255V126H258L257 125V123L259 122V119H260V122L262 123V121H264V120H262V118L264 119V113H260L259 114V111H262V110H264V106L262 105L261 107H260V105L258 104V102L259 101H262V100H259V99H261L260 97H262V95L264 94V89L262 90L261 88H264L262 85H261V80H262V78H263V75H264V73L261 75L260 74V78H258L259 76V74H258V72H256V70H254V69H252L254 72V74L252 75L251 74V76L249 75L251 72H252V70H251V72H249L250 71V69L253 67H251L250 69L248 68H246L248 65L249 66H251L250 64H253L254 62L253 61H256L255 60V58H251V57H256V55H257V57H261V54H262V59H260L261 60V62L263 61L264 62V53H261L260 54V52H262V51H258V53H259V56H258V53H257V50H262V47H260V49H258V47H259V43L261 44V46H263L264 44H263V42L264 41H262V43L261 42H259L258 43V39H259V41H261L262 39L264 40V31H260V29H262L261 27H257L256 28V30H259L260 32H258V31H253V29L255 30V28H253L255 25L254 24H252L253 25V27H252V25L250 26V22H252V20H251V18L249 19V20H251V21H249L248 22V20L246 19V18H244L245 16V14L244 13H246V14H249V13H247L246 11H243V10H237V11H235V12H238V13H241V15H242V13H243V15L242 16H244V17H242V18H240V17H238L239 16V14L238 13H236V15H237V17H236V15H235V13H234V11H229V12H227L226 10H223L224 12H222V7L220 8H218V7H216L215 5H217V3H216V1L215 0H211V2H212V4H211V2L209 3V1L210 0H173V1H166V0H156V1H161L160 3L158 2V4H157V2L155 1V0H120V2L119 3H121L122 5L124 4V8L128 11L129 10V14H128V12L125 14V15H123V12H120V11H117V9H113V8H110V6H107V0L105 1V0H101V2H103V3H105L106 4V6L108 7V9L106 8V6H105V8L103 7L104 5H103V3H101V2H99L98 1V3H101V4H98L97 3V5H99V6H97V5H95V3H96ZM119 1V0H118ZM127 1V2H126ZM143 1V2H142ZM178 1H180L179 3H178ZM203 1V2H202ZM222 1V0H221ZM223 1H226V0H223ZM240 1V0H239ZM154 2V3H153ZM172 2H174V3H172ZM201 2V3H200ZM205 2H207V3H205ZM213 2H215L216 4L215 5H213ZM3 3L5 4V5H3ZM130 3V4H129ZM133 3V4H132ZM149 3V4H148ZM170 3V4H169ZM172 3V4H171ZM186 3V4H185ZM189 5H188V4ZM127 6H126V5ZM135 4V5H134ZM148 4V5H147ZM160 4V5H159ZM164 4V5H163ZM175 4H177V6H178V4H179V6H181L182 8H184L185 10L187 9V12H189L188 13V15L189 16H187V17H189V19H187V18H185L186 17V13H175V12H177L176 11V7H175ZM183 4H185V5H183ZM208 4V5H207ZM212 6H211V5ZM95 5V6H94ZM100 5H102L101 7H100ZM147 5V6H146ZM152 5V6H151ZM128 6H130L129 7V9H128ZM157 6V7H156ZM165 6H167V7H165ZM173 6V7H172ZM218 6V5H217ZM220 6V5H219ZM59 7H61L62 9H64V11L66 10V15L68 14V17H65L64 15H63V17H62V19L60 20V18H59ZM97 7V11H98V13L96 12V8ZM151 7V8H150ZM185 7H187V8H185ZM217 9H216V8ZM55 10V9H57L56 10V12L53 10V9ZM99 8V9H98ZM102 8H104L105 9V11H103L102 10ZM136 8H137V10H136ZM139 8V9H138ZM143 8H144V10H143ZM212 8V9H211ZM95 9V10H94ZM100 9H101V13H100ZM150 9H151V11H150ZM215 11H217V12H215ZM219 9H221V11L219 12V14L221 15V17L220 16H218L219 14H218V11H219ZM36 12V11H38L37 13H31V12H34V11ZM53 10V11H52ZM131 10H132V12H131ZM165 10V11H164ZM175 10V11H174ZM50 11V12H49ZM102 11H103V13H102ZM155 11V12H154ZM193 11H194V13H193ZM40 12V13H39ZM52 12H55V13H57L58 12V14L56 15L55 14V16H58V17H55L54 16V14L52 13ZM109 12V13H108ZM131 12V13H130ZM145 12V13H144ZM148 12V13H147ZM164 12V13H163ZM31 13V14H30ZM38 13L40 14V16L38 15ZM44 13V14H43ZM45 13H47V14H45ZM91 13V14H92ZM113 13V14H112ZM147 13V14H146ZM153 15H152V14ZM155 13V14H154ZM159 13V14H158ZM175 13V14H174ZM212 13V14H211ZM217 13V14H216ZM34 15V17H31L30 15ZM49 14H52V15H49ZM132 14H133V17L134 18H132ZM135 14V15H134ZM161 14H163L162 16H161ZM184 14H186V15H184ZM201 14V15H200ZM228 14V15H227ZM229 14H231V15H229ZM32 15V16H33ZM36 15H38L39 17L37 18V17H35ZM44 15V16H43ZM129 15H131V16H129ZM167 15V16H166ZM180 15H181V17H180ZM193 15H195V16H193ZM225 15V16H224ZM43 16V17H42ZM81 17V18H86V17ZM89 16V15H88ZM91 17L90 18H93L94 19V17H92V15H90ZM110 16V17H109ZM148 16H150V17H148ZM198 17V19H197V17ZM218 16V17H217ZM224 16V17H223ZM248 16V17H247ZM246 17L247 18H249L250 17V14L249 15H247ZM44 17H46V18H44ZM124 17V18H123ZM130 17H131V21H132V23H134L135 25H136V27H135V25L134 24H131V26L132 25H134V28H136L137 29V24H138V27H140L138 30H133V32L134 31H136L135 32V34L133 33H131V31H132V28H133V26L131 27V26H128V25H130ZM144 17H146V19L144 18ZM151 17H153V18H151ZM169 17V18H168ZM190 17H192V19L190 18ZM214 17V18H213ZM216 17V18H215ZM229 17H231V19L229 18ZM235 17H236V19H235ZM12 18V19H13ZM21 18V19H20ZM40 18V19H41ZM48 18V19H47ZM67 18V19H66ZM88 18V17H87ZM96 18V17H95ZM100 18V17H99ZM99 18H97V19H95L96 21H98L99 20ZM100 18V19H101ZM114 18V19H113ZM126 18V19H125ZM135 18H137V19H135ZM172 18V19H171ZM184 20H183V19ZM203 18V19H202ZM205 18V19H204ZM218 18H222L221 19V21L219 22V20L220 19H218ZM224 18H226L227 20L228 19H230V22H231V24L232 23H234V24H232V25H229V22L227 23V22H225V21H227L226 19H224ZM238 18V19H237ZM244 18V19H243ZM25 19H27V20H25ZM45 19H47L46 21H45ZM103 19H101L99 22H98V24L99 25H101L100 26V29H101V27H104V23H106L105 21H103ZM119 19V20H118ZM121 19V20H120ZM151 19V20H150ZM165 19H167V21L165 20ZM200 19H201V21H200ZM243 19V20H242ZM78 20V21H77ZM82 20H84V19H82ZM110 20V21H109ZM127 20V21H126ZM129 20V21H128ZM135 20V21H134ZM136 20H137V22H136ZM150 21V22H148V21ZM154 20H156L155 22H153ZM173 20V21H172ZM183 20V21H182ZM187 20H188V23L187 24H185V22H187ZM190 20L192 21V20H194L193 21V23L192 22H190ZM211 20H212V22H211ZM239 22H238V21ZM245 20H246V22H245ZM18 21V22H19ZM36 21V22H35ZM101 21H103V23H101ZM116 21V22H115ZM143 21H144V23H143ZM151 21H152V23H154V24H152L151 26H150V28H149V25L151 24ZM170 21V22H169ZM176 21V22H175ZM197 21V22H196ZM201 23H200V22ZM202 21H203V23H202ZM206 21V22H205ZM229 21V20H228ZM236 21V22H235ZM5 22V23H4ZM17 22V21H16ZM24 22V23H25ZM29 22H28V24H29ZM43 22H40V24H42ZM50 22V21H49ZM48 22V23H49ZM52 22H50V23H52ZM125 22H129V24H127V23H125ZM174 22V23H173ZM182 23L183 22V24H179V23ZM217 22L219 23V24H217ZM238 22V23H237ZM248 22V23H247ZM21 23V24H22ZM23 23V24H24ZM25 23V24H26ZM47 23V24H48ZM49 23V24H50ZM52 23V25H55V24H57V23H54L53 24ZM116 23H118V24H116ZM120 23H121V25H120ZM141 23V24H140ZM145 23H149V25H147V24H145ZM163 23V24H162ZM166 23V24H165ZM194 23H197V25L196 24H194ZM204 23L206 24V25H204ZM220 23L222 24V23H224L223 25L224 26H226V27H224L223 25H220ZM227 23V24H226ZM11 24V23H10ZM102 24H103V26H102ZM125 24V25H124ZM146 26H145V25ZM173 24L175 25V26H173ZM185 24V28H183V25ZM192 24H193V26H192ZM201 24V25H200ZM214 24H216V25H214ZM246 24H247V26H246ZM12 25V24H11ZM127 25V26H126ZM153 25H154V27H153ZM176 25H178V27L176 26ZM182 25V26H181ZM188 25V26H187ZM196 25V26H195ZM251 27H249V26ZM75 26V27H76ZM115 26H117V27H115ZM119 26V27H118ZM122 26V27H121ZM123 26L124 27H126L125 29L123 28ZM159 26V27H158ZM170 28H169V27ZM181 26V27H180ZM189 26H191V27H189ZM199 26L201 27L200 29L202 30V33H201V31H198V29H199ZM202 26H205V27H203L202 28ZM211 28H210V27ZM216 26H217V29H216ZM218 26H222L221 28L220 27H218ZM231 27V32L230 31H228L229 29H230V27ZM8 27V28H7ZM80 27H81V25H80ZM129 27V29H127ZM146 29H145V28ZM164 27V28H163ZM177 29H176V28ZM194 27H197V28H194ZM207 27V28H206ZM237 27H238V29H237ZM249 28V29H251L250 31H252V32H250L249 30V32H250V34H249V32L247 33V32H245L246 30H244V29H246V28ZM263 28H264V26H262ZM78 28H79V26H78ZM78 28H76V30L78 29ZM106 28H108V29H106ZM116 28V29H115ZM118 28H121V29H118ZM145 30H144V29ZM192 28H193V30H195V31H197V32H199V33H197V32H195V31H191L192 30ZM207 30H205V29ZM210 30H209V29ZM214 28V29H213ZM225 28H226V30H225ZM229 28V29H228ZM234 28H235V31H234ZM247 28V29H248ZM5 29V31H3L2 32V30H4ZM6 29H8V32H7V30ZM24 27H22V32H24ZM141 29H143V30H141ZM159 29V30H158ZM172 29V30H171ZM178 29H180V30H178ZM188 29V30H187ZM191 29V30H190ZM213 29V30H212ZM26 30V29H25ZM80 30V28L77 30V31H79ZM110 30V31H109ZM122 31V32H120V34H119V31ZM127 30H128V32H127ZM141 30V31H140ZM152 30V31H151ZM164 30H165V32H164ZM178 30V31H177ZM185 32L184 34H183V32ZM186 30V31H185ZM208 30H209V32H208ZM212 30V31H211ZM215 30V31H214ZM216 30H218V32H216ZM219 30H220V32H219ZM28 31V30H27ZM101 31H104L103 30V28H102V30ZM114 31V32H113ZM127 33H126V32ZM129 31H130V34H132V35H130L129 34ZM140 33V34H138V32ZM151 31V32H150ZM157 31V32H156ZM161 31V32H160ZM181 31V32H180ZM191 31V32H190ZM210 31H211V33H210ZM215 33H214V32ZM221 31H223L225 34V36L223 35V32H221ZM226 31H228V33H229V35L228 34H226L227 32ZM238 31V32H237ZM6 32V33H5ZM29 32V31H28ZM115 32H116V34H115ZM125 34H124V33ZM182 33V34H180V33ZM188 32H189V35H187L188 34ZM195 32V33H194ZM208 34H207V33ZM233 32H235L234 34H233ZM237 32V33H236ZM261 33V32H263V33H261L260 35H261V37L262 38H260V36L258 35V33ZM3 33V34H2ZM24 33H26L27 34V32L25 31ZM24 33H22V34H24ZM103 33H105V32H103ZM111 33H113V34H111ZM148 33V34H147ZM156 33V34H155ZM157 33H158V35H157ZM162 33V34H161ZM204 33H206V34H204ZM241 33V34H240ZM254 33V34H253ZM25 34V35H26ZM110 34V35H109ZM127 34V35H126ZM129 34V35H128ZM138 34V35H137ZM154 35V37L155 36H157L156 38H158L157 40H156V38H155V41H156V43H154L153 42V39H154V37H153V39H152V41H148V42H151L150 44L148 43L147 44V46H146V44L145 43H147L146 41L147 40H149L148 39V37L147 36H145V35ZM166 34V35H165ZM179 34L182 36V35H184L182 38H181V36H179ZM193 34H194V36H193ZM198 34H199V36H198ZM201 34H204V35H201ZM222 34V35H221ZM243 34V35H242ZM247 34H249V35H247ZM9 35V36H8ZM14 35V36H13ZM120 35V36H119ZM138 36L137 38H140V37H145V38H147V39H145L144 41H142V39H139L142 43H140V41L138 40V39H136V37H133V36ZM139 35H141V36H139ZM149 35V36H150ZM178 35V36H177ZM195 35H196V37H198V38H200V40H205L206 39V37L209 35H211L210 37H213V38H210V40L212 39L213 40V42L214 43H216V41H217V44L215 45L212 41L211 42H207V40L209 39L208 37V39H206V41H199V39L197 38V42H196V45H195V41H196V37H195ZM207 35V36H206ZM218 35H219V40H217L218 39ZM226 35H227V38H226ZM234 35V36H233ZM258 35V36H257ZM10 36H13V37H10ZM18 36H22V38H23V41H22V39L21 38H18ZM24 36V37H23ZM112 36V37H111ZM132 38H131V37ZM201 36V37H200ZM206 36V37H205ZM215 36H217V37H215ZM222 36V37H221ZM228 36H229V38H228ZM230 36H231V38H230ZM242 36H243V38H242ZM257 37V38H255V37ZM31 37V38H30ZM114 37V38H113ZM116 37V38H115ZM119 37V39H117ZM123 37H124V39H123ZM129 37V38H128ZM151 37V36H150ZM163 38V40H165L166 39V41L168 42V43H166V41H164L163 42V40L161 39V38ZM194 37H195V39H194ZM205 37V38H204ZM223 37H225V39L223 38ZM28 38H30L31 40H29ZM32 38H33V40H32ZM109 38V39H110ZM126 38V39H125ZM128 38V39H127ZM135 38V39H134ZM181 38V39H180ZM204 38V39H203ZM233 38V39H232ZM247 38V39H246ZM6 39V40H5ZM27 39V40H26ZM116 39V40H115ZM150 39V40H151ZM180 41V42H178V40ZM185 39V40H186ZM188 39L186 40L187 42H188ZM216 39V40H215ZM222 39V40H221ZM230 40L231 39V41L230 42H228L227 40ZM241 39V40H240ZM243 39V40H242ZM255 39H257V40H255ZM261 39V40H260ZM8 40V41H7ZM21 40V41H20ZM126 40V41H125ZM128 40H129V42H128ZM132 40H135V41H132ZM161 40V42L159 43V41ZM175 40V41H174ZM182 40V41H181ZM194 40V41H193ZM209 40V41H210ZM227 41L228 42V44L230 43V44H232L231 42H233V46L234 47H236V46H239L238 48H237V50H239V54H238V52H235L234 54H232V52L230 51V50H235L234 49V47H230L231 49L229 50V53L231 52V54H230V57L231 56H233V55H237L238 54V56H236V57H239V55H240V57H241V55L243 56V59L242 60H244L243 62H242V60L240 59V61L242 62V63H244L245 61L247 62H245L246 63V67L244 68V71H246V73L243 71V68L240 70V69H238V70H240V72L238 71V70H235V75H234V73L233 74H231L230 73V71L228 72V70L226 71L225 69H224V67L222 66H220V64L222 65V63H221V61H222V59L220 60V59H218L219 61H217V58H215V57H219L221 54H223L222 52H220L219 51V49L221 48V46L222 45H224V46H228V44L226 43V42H224V44H223V41ZM237 40V41H236ZM3 41V42H2ZM16 41V42H15ZM110 41V40H109ZM110 41V42H111ZM117 41V42H116ZM139 41V42H138ZM158 41V42H157ZM177 41V42H176ZM193 41V42H192ZM220 41V42H219ZM249 41V42H248ZM257 41V42H256ZM2 42V43H1ZM5 42H6V45H5ZM20 42H21V44H20ZM23 42V43H22ZM136 42V43H135ZM172 42V43H171ZM203 44V42H204V44H205V47H204V44L202 45L201 43ZM238 42V43H237ZM257 44H256V43ZM4 43V44H3ZM19 43V44H18ZM115 43H117V44H115ZM128 43H130L129 45H128ZM161 44V46L160 45H158V44ZM165 43H166V45H165ZM191 43H193L194 44V46H193V44L191 45ZM207 43V44H206ZM211 43V44H210ZM220 43H222V45H219ZM255 43V45L253 46V44ZM8 44V45H7ZM12 44H14V46L12 45ZM17 44V45H16ZM29 44V45H30ZM111 44V43H110ZM124 44V45H123ZM156 44V45H155ZM168 44H169V46H170V44L172 45V46H170L171 48H172V50H173V48H174V50H175V52H174V50L172 51L171 50V48L168 46ZM175 44H177V45H175ZM181 44V45H180ZM182 44H184V45H182ZM200 44V45H199ZM229 44V45H230ZM250 44V45H249ZM3 45H5V47L3 46ZM16 45V46H15ZM26 45V44H25ZM132 45V46H131ZM145 45V46H144ZM165 46V49L166 50H162V47L163 46ZM212 46V48L214 47V46H216V49H215V47L213 48V49H211V46ZM232 45H230V46H232ZM256 45H257V48H256ZM31 46H28V47H31ZM127 46H129V47H127ZM159 46H160V48H159ZM166 46H168V47H166ZM181 46V47H180ZM185 46V47H186ZM190 46H192L191 48H190ZM200 46H202V47H200ZM210 46V47H209ZM218 46H220L219 48H218ZM223 46V47H224ZM226 46V47H227ZM251 46H253L254 47V49H253V47H251ZM2 47H0V48H2ZM24 47H26V46H24ZM84 47V46H83ZM83 47L81 46L80 48V50H81V52H82V50H83V55H85V53L86 52H84V49H83ZM135 47V48H136ZM139 47V48H138ZM140 47H141V49H140ZM144 47H145V49H144ZM152 47V48H151ZM195 49H194V48ZM226 47H224V48H226ZM251 47V48H250ZM70 48V47H69ZM69 48H65V49H67V51H66V53H70L71 54V52H72V48L71 49H69ZM129 48H131V49H129ZM147 48H150L149 50L147 49ZM158 48V49H157ZM168 48H170V49H168ZM189 48H190V50H189ZM200 48H201V50H200ZM242 48V49H241ZM11 49V48H10ZM9 49V50H10ZM14 49L13 50H11V51H13V53L11 52V51H9V50H3L5 53H8V54H5V53H0L1 55V58H0V106L1 105H3V103H5L4 105H3V107L6 105V107H5V109L1 106L0 108L2 109V111H1V109H0V114H1V112H4V113H6L7 111L9 112V113H6V116L8 117H4L3 115H2V117L0 116V119L1 118H4V119H6L7 118V121H8V119L9 118H11L12 117V115H13V117H15V118H17L18 117V115L20 114L19 112H20V109H19V114L17 115L16 114V110L18 111V106H19V103L18 102H15L16 100L18 101V98L19 97H16V95H14V93L17 91H19L18 89H21L22 87H24L23 86V82H22V80L24 81L25 79H26V81L28 80V82H30V83H32V84H34V83H36V84H38L40 87H42L43 86V88L45 87V86H47L48 85V87H54V89H56V86L55 85H57V81H59V77L61 76V74L59 75L58 73H55L56 71H54V69H55V66H53V63H51V62H53V60L52 61H50V63H47V62H49V61H47L46 63L47 64H51V65H47V64H45L44 63V61H43V63H44V65H47V66H50V67H52V69H51V71H49L50 69H45V67H44V69L45 70H43V66L41 65V62H39L40 63V65H39V63H38V61H36L35 63H33V61L32 62H30V60H27L29 63H30V65H29V63L27 64H25V61H21V56H19L18 57V55L16 56V58H15V55H14V59H17V57H18V59L17 60H14L13 58V61L15 62H13L12 61V59H11V61H9L8 62V60H7V58H11L13 55L12 54H15L16 52H14ZM60 49H64V47H61L60 46ZM87 49V48H86ZM139 49H140V51H139ZM144 49V50H143ZM163 49H164V47H163ZM222 49V48H221ZM227 49H229L228 47H227ZM253 49V50H252ZM264 49V48H263ZM155 50H156V52H155ZM158 50V51H157ZM162 50V52H160ZM169 50H171V52L169 53L168 51ZM179 50H181V49H179ZM206 50V51H205ZM237 50H235V51H237ZM2 51V52H3ZM11 52L12 54H9V52ZM64 51V52H65ZM70 51V52H69ZM87 51V50H86ZM88 51L90 52L91 50H89L88 49ZM88 51H87V53H88ZM133 51H135V52H133ZM146 51H149V52H146ZM167 51V52H166ZM191 51H193V52H191ZM204 51V53H202ZM216 51H218L217 53H215ZM223 51V50H222ZM225 51V50H224ZM250 51V52H249ZM256 51V53L254 54V55H252L254 52ZM264 51V50H263ZM1 52V51H0ZM34 52L36 53V51L34 50ZM160 52V53H159ZM196 52V51H195ZM234 52V51H233ZM30 53H33V51L32 52H30ZM35 53H33L34 54V56H35ZM38 53V52H37ZM87 53H86V55H87ZM216 54V55H213V54ZM221 53V54H220ZM228 52H227V54L224 52V54H226L225 56L227 57V55L229 54ZM252 53V54H251ZM5 54V55H4ZM33 54H30V55H32L33 56ZM159 54H162V55H159ZM164 54V55H163ZM205 54H207V56L205 55ZM224 54H223V57H224ZM6 55H8V56H6ZM10 55V56H9ZM82 55V54H81ZM85 55V56H86ZM89 55L90 54H88L87 55V57L89 58ZM154 55V56H153ZM159 55V56H158ZM171 55V54H170ZM247 55V56H246ZM157 56V57H156ZM195 56H197L196 55V53H195ZM198 56H197V58H198ZM206 56V58L205 59H203L204 57ZM6 57V58H5ZM203 57V58H202ZM220 57H222V56H220ZM222 57V58H223ZM234 57V56H233ZM235 57V58H236ZM2 58H5L4 60L2 59ZM19 58H21L20 60H19ZM91 58V57H90ZM159 58V59H160ZM196 58V59H197ZM199 58H198V60H199ZM212 58L214 59H216V61H213L212 60ZM228 58V57H227ZM151 59V60H150ZM224 60L226 59L225 57L223 58ZM247 59V60H246ZM252 59V60H251ZM257 59V58H256ZM23 60V59H22ZM69 60V59H68ZM67 60V61H68ZM90 60H92V61H90ZM94 60V61H93ZM97 60V59H96ZM96 60H95V58L94 59H89L88 61H90V62H93V63H97V64H99V60H97V62H96ZM211 60V61H210ZM251 60V61H250ZM257 60H259V59H257ZM260 60L259 61H256L255 62V64H253V65H255V66H257V63H258V65L259 66H263L264 64H263V62L262 63H260ZM2 61V62H1ZM18 61H21V63L20 62H18ZM26 61V62H27ZM46 61V60H45ZM72 60H69V62H71ZM209 61V62H208ZM13 64H12V63ZM16 62H17V64H18V66L16 65ZM57 62V60H55V62L54 63H56ZM60 62V61H59ZM58 62V63H59ZM157 62H159V60L157 61ZM195 62H197V60H195ZM215 62V63H214ZM223 62V61H222ZM22 63H24V64H22ZM42 63V64H43ZM62 63V62H61ZM74 63H76V62H71V65L72 66H74V65H76V64H74ZM214 63V64H213ZM219 64V66L218 65H216V64ZM224 63V62H223ZM241 63V64H242ZM263 64V65H260V64ZM19 64H22L20 67H19ZM74 64V65H73ZM90 64H92V63H90ZM158 64V63H157ZM208 64V65H207ZM211 64V65H210ZM239 64V63H238ZM12 65V66H11ZM15 65V66H14ZM26 65H29V66H27V69H24V68H26V67H24V66H26ZM34 65V66H33ZM36 65L38 66H41L40 67V69L38 68V67H36ZM215 65L217 66L216 68H218L219 67V69H220V67H221V70H223V72H222V75H221V73L220 74H216V77L218 76V77H220V76H224L225 74L227 75V74H231L230 75V81H232V82H229L228 81V83H226V86H225V83H224V85H222V83H220V86H218V84H216L215 82H219L220 81V79H222V78H224V77H220L219 79L218 78H215V76H213V75H208L209 73H208V71H211L210 70V68L209 67H211L212 66V68H215ZM245 65V64H244ZM16 66H17V68H16ZM31 66H33V67H31ZM207 66H209L208 68V70H207ZM243 66V65H242ZM255 66H254V68H255ZM12 67L14 68V69H12ZM28 67H30V68H28ZM35 67V69H36V71H34V72H36V73H33V69L32 68H34ZM154 67H152V68H154ZM203 67H206V70H204V68ZM258 67V66H257ZM256 67V68H257ZM73 68V67H72ZM150 68H151V66H150ZM152 68H151V70H152ZM201 68H203L202 69V73L200 74L198 71H200L199 69H201ZM255 68V69H256ZM17 69V70H16ZM23 69V70H22ZM32 69V70H31ZM34 69V70H35ZM264 69V68H263ZM10 70H12V72L10 71ZM27 70H29L28 72H26ZM41 70H42V72L44 73L43 75H42V72H41ZM56 70H58L57 68H56ZM66 70V72H67V70L68 69H65ZM247 70H249L248 72H247ZM3 71V72H2ZM22 71V72H21ZM38 71H40L41 73H39ZM46 71V72H45ZM207 74V75H205L204 74V72ZM30 72H32L31 74L33 75H30V77H28L27 75H29L30 74ZM47 72H48V74H47ZM69 72H70V74L71 73H73L71 70H69ZM69 72L68 73H65L64 72V75H62L63 77H60V81H62L63 79L66 81V79L68 80L66 83H68L69 81H70V79H73V81L71 80L70 82H69V84H72L71 85V87H70V89H68V87L66 88H62V90L63 91H61V93H60V91H56L55 90V92H59V93H55L54 91H52V90H50V92L48 91V89H51V88H48L47 89V94L51 97H44L45 95H42L41 94V88L39 89V86L38 87H36V85H34V87H36L38 90H40V91H37L36 92V97H37V93L39 92L42 96H43V98H42V96L40 97V95H39V97L40 98H38V99H44L45 98V100L46 99H48V100H51V99H53L54 98V96H58V95H60V94H62V93H64L65 91L67 92V90L68 91H70L71 92V94H72V92L74 93V95L72 94H70V92H69V94L71 95L70 96V98L71 97H73L74 99H75V97H77V100L75 99V101H74V105H77V107H78V104H80L79 106H81V103H82V96L83 95H85V93L83 94V90L84 89H82L81 90V88H80V90L82 91V95H81V91H79V90H77L78 89V87H80V86H82V84H84L83 82H85V81H87L88 80V77H87V75L86 74H84L85 75V77H84V75L82 74L81 75V77H83L84 78V80L82 81V83L81 82H77V79L80 77H78V78H73L74 76V74H69ZM150 72V71H149ZM228 72V73H227ZM238 72V73H237ZM262 72V71H261ZM260 72V73H261ZM17 73V75H15ZM25 73H27V74H25ZM49 73H51V74H49ZM53 73V74H52ZM54 73H55V77H54ZM151 73V72H150ZM211 73H212V71H211ZM225 73V74H224ZM237 73V74H236ZM239 73L241 74L240 75V77H239ZM248 73V74H247ZM255 73H257L258 75H257V80L258 79H260V80H258V83H260V87L261 88H258L255 84L257 83H255V82H253L252 80L254 79L253 77H254V75H255ZM4 74V75H3ZM23 74V75H22ZM37 74V75H36ZM40 74V75H39ZM46 74H47V76H46ZM67 74V75H66ZM76 74V73H75ZM208 76L207 78L204 76ZM243 74H245V75H243ZM22 75V76H21ZM46 77H45V76ZM50 75V76H49ZM57 75H59V76H57ZM215 75V74H214ZM220 75V76H219ZM235 76L234 78L236 79V77H237V79L235 80L234 78H233V76ZM249 75V76H248ZM11 76H12V78H11ZM29 78V79H27V77ZM44 76V77H43ZM68 76H70V77H68ZM95 77H98L97 75H94ZM197 76L198 77H200L201 78V76H202V78L203 77H205L206 79H205V81H207V82H205L204 81V78L202 79L203 81H201V79H199V78H197ZM210 76H212V78H214L213 79V82H212V79H211V77ZM248 76V77H247ZM2 77H4L3 79H2ZM23 77V78H22ZM43 77V78H42ZM47 77H49V78H47ZM52 77V78H51ZM56 77H57V79H56ZM67 77V78H66ZM72 77V78H71ZM76 77V76H75ZM80 77V79H83V78H81ZM87 77V78H86ZM246 77V78H245ZM249 77H252V78H249ZM8 78V79H7ZM21 78H22V80H21ZM25 78V79H24ZM46 78V79H45ZM53 78H54V80H53ZM86 78V79H85ZM210 78V79H209ZM232 78V79H231ZM240 78H242V79H240ZM11 79V80H10ZM30 79L32 80V82L30 81ZM49 79H51L52 81H54V82H50L51 80H49ZM76 81H75V80ZM80 79H78V80H80ZM99 79H101V78H99ZM195 79V80H194ZM198 80V82H197V80ZM208 79V80H207ZM216 79V80H215ZM217 79H218V81H217ZM241 81H240V80ZM244 79H246L245 80V82L243 81ZM43 80H47V81H43ZM234 80L236 81V83H237V85H236V83L234 82ZM247 80L250 82H247ZM251 80V81H250ZM255 80V79H254ZM256 80V81H257ZM16 81V82H15ZM22 82V84H21V82ZM59 81V82H60ZM75 81V82H74ZM100 81V80H99ZM209 81V82H208ZM210 81H211V83H210ZM264 81V78H263V80H262V83H264L263 82ZM13 82V83H12ZM18 82V83H17ZM45 82H47V83H45ZM49 82V83H48ZM77 82V83H76ZM97 82V81H96ZM239 82V83H238ZM248 83V85L249 84H251V85H247V83ZM254 83V85H253V83ZM7 85H6V84ZM12 83V84H11ZM17 85H16V84ZM20 83V84H19ZM43 83H44V85H43ZM50 83H52L51 85H50ZM196 83H198V84H196ZM207 83H209L210 85H208V88L206 87V85H207ZM229 83H230V85H229ZM234 84V85H231V84ZM242 83V84H241ZM246 83V84H245ZM12 86H11V85ZM22 85V87H20L19 88V85ZM47 84V85H46ZM96 84H98V86H100L101 85V81L100 82H98V83H96ZM196 84V85H195ZM212 84H215V87H214V85H212ZM229 85V87H233V86H237L236 87V89L237 90H239V88L240 89H242V94L244 95H241V96H238L237 94H241V92H236V94L234 93V92H232V93H234V95L236 96V98H235V96L233 95V96H231L232 97V99L234 98V100H232L233 102H230L231 100H230V94H232V93H230L231 91H227V89L229 88L228 87V85ZM239 84V85H238ZM10 85V86H9ZM217 85V86H216ZM253 85V86H252ZM259 85V84H258ZM264 85V84H263ZM199 86V87H198ZM209 86L212 88V90L215 92H213L210 88H209ZM222 86H224V88L225 87H228V88H225V89H223V87ZM241 86V87H240ZM251 86H252V88H251ZM8 87V88H7ZM13 87V88H12ZM16 87V88H15ZM18 87V88H17ZM28 87V86H27ZM27 87H25V88H23V89H21L20 91L21 92H25V93H23V94H26L27 95V90H25ZM223 89H221V88ZM35 88V89H36ZM42 88V89H43ZM46 88V87H45ZM77 88V89H76ZM221 90V92L219 91V89ZM256 88H258L259 89V92H258V89H256ZM13 89V90H12ZM36 89V90H37ZM53 89V88H52ZM53 89V90H54ZM73 89L74 90H76V93H75V91H73ZM206 89H208L207 91L209 92H206L205 90ZM218 89V90H217ZM235 89V91H237ZM252 90V91H250V90ZM253 89H254V91L256 90L257 91V93H259V95H260V89H261V94L262 95H260V97L258 98L257 97V93H255L254 91H253ZM8 90V91H7ZM16 90V91H15ZM23 90V91H22ZM32 90H34V89H32ZM44 90V89H43ZM46 90V89H45ZM190 90V89H189ZM204 90V92H202ZM216 90V91H215ZM228 90H230V89H228ZM10 91V92H9ZM31 91V90H30ZM35 91V90H34ZM190 91V92H191ZM219 91V92H218ZM225 91H227V94H226V97L229 99V101L228 100H226L227 102H229V103H226V101L223 99V97L225 98V99H227L224 95H225ZM232 91H234V90H232ZM241 91V90H240ZM14 92V93H13ZM29 92V91H28ZM55 93L54 95L53 94H49V93ZM66 92L64 93L66 96H67V94H66ZM78 92V93H77ZM79 92H80V97H82L81 99H80V97H79ZM197 92H198V95H197ZM206 92V93H205ZM211 92V93H210ZM251 92V93H250ZM252 92H254L255 93V95H253V93ZM4 93V94H3ZM9 93V94H8ZM11 93V94H10ZM13 93V94H12ZM32 93H33V91H32ZM29 94V95H33V94ZM192 93H190V94H192ZM202 93V95H200ZM223 93V94H222ZM246 93H247V95H246ZM35 94V93H34ZM196 94V95H195ZM249 94H250V96H249ZM251 94H252V96L255 98V96L258 98V102H254V100H256V98L254 99L252 96H251ZM11 95V96H10ZM18 95V94H17ZM29 95L27 96V98L29 99ZM65 95H63V96H65ZM192 95V96H193ZM204 95V96H203ZM217 95V97H215ZM223 95V96H222ZM228 95V96H227ZM4 96V97H3ZM6 96V97H5ZM8 96V97H7ZM9 96H10V99H9ZM13 96H15V98L13 97ZM202 96H203V98H202ZM209 96V97H208ZM12 97H13V100H11L12 99ZM23 97H26V96H24L23 95ZM32 97H34V96H32ZM32 97H30V99L32 98ZM68 97H69V95H68ZM211 97V98H210ZM214 97V98H213ZM218 97H220V99L218 98ZM238 97V98H237ZM241 97V98H240ZM5 98V99H4ZM27 98H25V99H27ZM35 98V97H34ZM33 98V99H34ZM50 98V99H49ZM215 99V100H213V99ZM243 98V99H242ZM247 99V102L249 101V102H253V105H255V104H257V106L256 107H253V108H256V109H254L253 110V108L251 107V106H248V108H246L247 106H243V103H245L246 102V99ZM248 98H249V100H248ZM263 98H264V95H263ZM36 99V98H35ZM34 99V100H35ZM73 99V100H74ZM78 99H79V103H77L76 101H78ZM84 99H86V98H83V100ZM134 99V98H133ZM198 99V100H197ZM202 99H204V100H202ZM218 99V100H217ZM236 99H237V101H236ZM5 102H4V101ZM6 100H8L7 101V104H6ZM10 100H11V102H10ZM72 100V101H73ZM80 100H81V102H80ZM196 100L198 101V102H196ZM201 100V101H200ZM217 100V101H216ZM240 100H243V101H240ZM251 100V101H250ZM3 101V102H2ZM13 101H14V103H13ZM86 100H84V102H83V105L82 106H85V104H90L88 101H89V99H87V103L85 102ZM200 101V102H199ZM215 103H214V102ZM220 103H224V104H226V106H224V104L222 105V104H220ZM264 101V100H263ZM90 102H92V100L90 101ZM140 101H135V105L137 104V105H139V107H140ZM207 102V103H206ZM209 102V103H208ZM235 102V103H234ZM238 102V105L236 104ZM240 102V103H239ZM10 103H13V104H10ZM77 103V104H76ZM142 103V102H141ZM212 103H213V105H212ZM217 103V104H216ZM255 103V104H254ZM260 104L262 103V102H259ZM264 103V102H263ZM10 104V105H9ZM15 104H16V106H15ZM92 105H93V103H91ZM209 104H211V105H209ZM232 104H235L236 106H234V105H232ZM240 104H242V106H240ZM12 105V106H11ZM9 106V107H8ZM13 106H15V108H16V110H14V114H12V111H13V109L14 108H12ZM86 106H88V105H86ZM89 106H91V105H89ZM89 106H88V108H89ZM141 106H143V105H141ZM200 106H201V108H200ZM205 106H209V107H206L205 108ZM213 107V109H211L212 107ZM217 108H216V107ZM220 106V107H219ZM231 106V107H230ZM239 106V107H238ZM8 107V108H7ZM92 107V106H91ZM144 107V106H143ZM226 107H228V108H226ZM244 108V109H242V108ZM7 108V109H6ZM9 108H12V110H10ZM142 108V107H141ZM208 108V109H207ZM229 108H231L232 109V111H231V109H229ZM239 108V109H238ZM249 109V111H250V113L248 112V110L246 111V109ZM209 109H210V111H209ZM11 111V113H10V111ZM187 110H190V109H187ZM198 110H193L194 112L195 111H198ZM214 110V111H213ZM225 110H228V112H226ZM237 110V111H236ZM253 110V111H252ZM258 111V114L259 115H263V116H259V115H257V111ZM6 111V112H5ZM191 111V110H190ZM215 111H217L216 113H215ZM223 111V112H222ZM243 111H245L244 113H243ZM192 112V111H191ZM194 112H192V114L194 113ZM209 112V113H208ZM212 114H211V113ZM214 112V113H213ZM218 112H219V114H218ZM222 114H221V113ZM236 113V116H235V113ZM241 112H242V114L243 115H241ZM185 112H183V114H184ZM190 113V112H189ZM227 115H229L230 113L232 114V115H234V116H232L231 117V114L228 116V118H227V116H226V114ZM234 113V114H233ZM245 113H247V114H245ZM254 113H256L255 114V116L258 118V122H257V120H255L254 119ZM7 114H12V115H10V117L7 115ZM17 116H16V115ZM196 114V116H197V112L195 113ZM217 114V115H216ZM238 114V115H237ZM240 114V115H239ZM244 114H245V116H244ZM186 115V114H185ZM194 115V114H193ZM199 115V114H198ZM205 115V114H204ZM226 117H225V116ZM253 115V116H252ZM217 116H219V117H221L222 116V118H217ZM237 116L238 117H241V118H237ZM250 116V117H249ZM224 117V118H223ZM230 117V118H229ZM235 117V118H234ZM260 117V118H259ZM232 118H234V119H236L237 118V120H235L236 122H238V126L240 127L241 125L244 127V128H242V126H241V130H239L240 128L238 127L237 128V123H236V126L234 125L235 123H233V125L232 126H230L229 127V125H227V128L229 127V128H232V129H229V131L228 130H225V129H227L226 127H225V125L227 124L226 122L228 121L229 122V120H230V123L229 124H231L232 123V121L234 120H232ZM4 119H3V121H4ZM219 119V120H218ZM225 119V120H224ZM228 119V120H227ZM217 120V121H216ZM7 121H5V123L7 122ZM196 121H198V120H196ZM195 121V123H198V122H196ZM224 121V122H223ZM243 121V122H242ZM244 121H246V122H244ZM255 121V122H254ZM221 122H223L222 124H221ZM5 123H3L2 125H4ZM194 123V122H193ZM225 123V124H224ZM249 123V124H248ZM264 123V122H263ZM262 123V124H263ZM246 124V125H245ZM251 124V125H250ZM259 124V123H258ZM1 125V127H3L4 128V126H2ZM222 125H223V127L225 128H223L222 127ZM254 127H253V126ZM261 125V124H260ZM16 126H18V125H16ZM15 126V129H18L19 128V126H18V128ZM235 126V127H234ZM6 127V126H5ZM246 127H248V129L246 128ZM11 128H13L14 129V126H12V127H6L5 128V130L7 129V131H11V130H9V129H11ZM237 128V129H236ZM246 128V129H245ZM251 128V129H250ZM216 129V130H215ZM236 129V130H235ZM252 129H254L253 131H252ZM258 129V128H257ZM225 130V131H224ZM242 130H245L244 131V133L243 134H245V135H248L249 134V136H244L241 132H242ZM249 130H251V131H249ZM189 131V130H188ZM186 132V133H189V132ZM232 131H234V132H236V133H234L235 135L237 134V137L238 136H240L239 138H237V137H235L234 139H229V140H227L228 139V137H230L231 136V134H230V132L232 133ZM250 133H249V132ZM229 132V133H228ZM251 132H252V135H251ZM220 133V132H219ZM218 133V134H219ZM240 133H241V135H243V136H241L240 135ZM247 133V134H246ZM229 134H230V136H229ZM234 134H232V137H233V135ZM228 135V136H227ZM259 135V134H258ZM225 137H226V139H225ZM242 137V138H241ZM255 137V138H254ZM3 139H0V152H2L3 150H4V148L6 149V146L5 145H7L8 147V150L6 149V151H7V153H6V151H4L3 152V155L0 153V156L2 157H0L1 159H0V226H1V224H2V226L0 227L1 229H0V238H1V236H3L2 234L3 233H1L2 231H4V230H6V228H7V231H9L10 233H15V229L17 230V228H21L24 224V221L25 220H27L28 219V217H27V215L25 216L24 215V217H26L27 219H24V217H21V213H20V215L19 214H17L18 212H17V210H19V209H21L22 208V206H21V204L23 205V203L24 202H28L27 203V205L28 206H30V209L32 210V211H30V212H33V210H35V209H32L33 207H35V206H32V203L34 204V201H36L37 202V200H36V198L35 197H33V196H36V194L34 195V193H37L36 192V190H38V193H40L41 191L42 192H44V195L46 194H49L50 192H51V186H53L52 185V183H48V182H50V180H51V178H52V180H51V182H53V181H57V183L58 182H61L60 181V175H63V174H60V173H62L63 171H64V173H66V174H64V175H67L68 176V174L69 173H71L72 175H74V176H70V181L69 180H67V181H69L70 183L73 181V180H75V181H73L75 184H73V183H69V184H67L68 185V187L70 188V190H69V188L67 187V185H66V182L65 183H63L64 185H65V187H66V190L68 191V194L70 195V193L72 194V197L71 196H69L68 194H67V196H64L63 198H65V201L62 199V194H60V195H58L57 196V194H56V197H55V195L53 194V193H51V194H49V196L51 197H53V198H59V199H56V202H58L56 205H58V204H60L61 205V203H63L64 202V204H63V208H61V206L59 207V206H57V207H59V209L55 206V199H53L52 197H51V202H55V203H52V205L54 206V209L51 207V206H49L51 203H50V199L48 198V195H47V197L45 196V198H44V195H43V193H42V198L41 199H43V200H49L48 202H46L47 203V205H45V204H43V205H45V207L47 208H49L48 210L47 209H45V211L47 210V211H49L48 213V215L47 216H45L46 214H47V212L45 213L44 212V206L42 207L43 209V211L42 212H44L45 213V215H42L41 214V217L40 216H37V217H39V218H42V216H45L46 217V219H45V217H44V219H45V222H47V225L46 226H49V224H50V227H52L51 225H55V226H53L54 227V229L55 230H57V229H59V228H63L64 230H65V228H64V224L62 223V221L64 222V220L65 219H68V218H70V221H69V223H68V220H65V223H66V221H67V224L65 225V227L67 228L66 230L68 231V234H66L67 233V231L65 230V231H63V229H62V233H60V230H57L56 232L51 228L50 229V227H47V230H48V232L49 231H51V233H53V234H50V235H52L51 237H52V239L51 238H49L50 237V235H48V233H47V231H45L44 233L47 235V237H48V239H51L50 240V242L49 243H47L48 242V240L46 239V235H45V238H44V233H43V238H42V240L44 239H46L47 241H46V243L44 242V240L42 241V240H40L41 238H40V236L42 235V232L44 231V229H43V231L42 232H40L41 231V229L39 230V229H35V232H34V230H25V232L27 233L28 231H29V233H30V231H32V232H34V234L36 235L38 232H40L41 233V235H39L40 233H38V235H36V237H34L36 240H37V242H43L45 245L44 246H42V242H41V245H39L38 246V248H37V252H38V249L41 247V249H39V250H43V249H45V250H43L42 252L40 251V253H38V255H41V253H42V256H44V258H41V256H38V257H36L35 258V261H34V263L36 262V263H38V264H53L54 262V264H67L68 262V264H74V262H75V264H184V263H182V261H183V257H184V261H186V260H188V262L190 261V259L189 258H191V261L188 263V262H185L186 264L188 263V264H190L191 262H193L194 261V259H196V257H200V255H201V258H202V256L204 257V255H205V257H204V260H205V262L206 261H209L210 260V255H211V257L213 258V259H217L219 256H220V254H222V250L220 249L221 248V244L222 243H224V245H223V248H225L226 249V244H228L229 242H227V243H225L223 240H221V239H219V236L218 237H216V239L218 240H213V237H210L209 235H211V233L209 234L208 232L206 233V231H208V230H210V232H211V229H208V226H210V222H213V219H212V213L210 212L211 211V208H210V210L208 209V210H206L205 209V207H202L201 205H205V203L203 204V203H201V204H199L200 205V207H202V210L204 211V214L206 213V211H207V214L208 213H211V215H210V219H212V221L211 220H209V217H207L206 215H204L205 216V218L203 217V215L201 214L202 212V210H200V214H199V210L197 211V210H195V208H197V207H193L192 205H191V203L194 205V203H195V205H197L199 202H197L198 200H197V197L194 195V198H195V200H196V202H197V204H196V202H194L195 200H194V198H193V195H192V193H191V195L189 194V193H185L186 195H181V193H179V192H181V190H180V188L179 189H177L179 186H177V185H172V188L173 187H176V188H171V191H168L169 193H168V196H173L174 194H176V192H178L179 193V196L180 197H176L175 198V196H173V197H171V199H168V198H162L161 196L160 197H158V195L157 194H155L156 192H154L152 189L150 190L148 187H139L140 185L141 186H144L145 184H147V183H145L144 181H142L144 184H142V182H140V183H138L139 184V186H137L138 184L137 183H135V184H137V185H135L133 182H130V184H129V182H128V184L129 185H127V187H124L123 186V184L122 183H120L118 180H117V182L115 183L114 182V180H111V179H109V181L111 180V182H109V181H106L108 178H106V179H104L105 177V175H103L102 173H104V174H106L108 171L110 172L111 171V166L109 167H107V168H109V170L106 172V171H103L102 172V169H107V168H101L102 166L101 165H99L100 164V161L97 163V161L95 162V164H91V162H88V163H86V161H91V159H89L88 160V158H86V156H83V155H85V154H83L82 153V151H81V154L79 155V156H81L82 157V159L84 158V160H81V162H83V161H85V163H82V164H80L81 162L78 160V163H79V166L80 167H83V165L84 166H88L89 168H91L92 166L91 165H93L94 167H92V168H95V167H98V165L100 166L99 167V169L101 168V171L100 170H98V172H97V174H101L103 177H99L98 175H96V173H94L95 175V177L94 176H92L93 175V172L92 171H95L96 172V169H93L92 170V168L90 169V170H92V171H88V173H87V170L89 169L88 167H87V170H86V167H84V170H86V172L85 173H83V174H85V175H81V173H82V168L81 169H79V168H77V169H79V171H81V173H79L80 175H81V178H79V179H77V177H76V175L79 177L80 175L79 174H77L78 173V171H76L77 169H75L76 167H78V165H76V166H74L73 167V165L70 167V166H68L69 164H67L66 166H68L69 168L67 169V168H65V166H63L64 164L62 163L64 160H65V154H63L62 155V157L63 158H61V156H60V153L62 152V150H61V148H60V150H58L59 148H56L55 149V146H54V148H53V146H51V144H47V146H51V148H53V149H51V148H49V149H47L46 148V144L44 145L41 141H39L38 139H35V140H26V139H23L22 141H21V139H18L17 137L15 138V137H11V136H6V137H2ZM13 138H15V139H13ZM231 138V137H230ZM245 138H250V139H245ZM9 139L11 140L10 142H9V144L10 143H12V144H10V145H8V141H9ZM17 139V140H16ZM236 139V140H235ZM1 140H4V141H1ZM8 140V141H7ZM253 140H254V143H253ZM259 140V139H258ZM7 141V142H6ZM13 141H14V143H13ZM18 141V142H17ZM24 141H27L26 142V144H25V142ZM30 141H32V142H30ZM40 142V143H42L43 145H41V147H40V145L37 143V142ZM3 142V143H2ZM19 142H21L22 144L20 145V143ZM29 142V143H28ZM33 142H35V144L33 143ZM259 142V141H258ZM17 143V144H16ZM18 143H19V146H22V147H19V146H17L18 145ZM31 143V144H30ZM34 144V146H33V144ZM37 143V144H36ZM243 144H245V142H242ZM242 143H240V145L242 144ZM5 144V145H4ZM16 144V145H15ZM253 144V145H252ZM1 145H4L2 148H1ZM23 145H24V147H23ZM30 145V147L32 148V147H34V149L32 148V150H31V148L30 147H28V146ZM237 145H239V143L237 144ZM240 145H239V147H240ZM11 146H17L16 147V150L18 149V147H19V150H17L16 152H14L15 154H16V156H15V154L14 153H11L13 156H14V158H13V156L11 155V154H9L11 151H12V149L11 150H9L10 148H13V147H11ZM44 146V147H43ZM14 147V148H15ZM57 147V146H56ZM13 148V149H14ZM21 148V149H20ZM23 148V149H22ZM2 149V150H1ZM35 149H36V151H35ZM37 149H39L40 150V153H38L39 151L37 150ZM43 149V151H41ZM51 149V150H50ZM54 149H55V151L57 150V152H55L54 151ZM15 150V149H14ZM25 152H24V151ZM45 150V151H44ZM49 150V151H48ZM52 150H53V152L54 153H56V154H54V155H52L53 154V152H52ZM47 151V152H46ZM51 151V152H50ZM20 152V153H19ZM45 152V153H44ZM37 154V156H36V154ZM44 155H48L49 156V160H48V156H47V159H44V158H46V156H44ZM47 153V154H46ZM59 153V155H58V157H59V159H61V160H63L62 162H60L59 163V161H61V160H58V159H56V158H58L56 155ZM63 153H64V151H63ZM6 154V156H4ZM26 154V155H25ZM41 154V155H40ZM49 154H51V156L49 155ZM62 154V153H61ZM8 156V157H7ZM53 156V157H52ZM56 158H55V157ZM78 155H77V157L78 158H81V157H79ZM24 157H26V158H24ZM35 157V158H34ZM37 158V159H36ZM52 158H54L53 160L55 161H52ZM75 160L77 159L76 157L74 158ZM32 160V161H31ZM40 160H42L41 162H40ZM47 160V161H46ZM52 161V163H50V167H49V162L48 161ZM75 160H73L72 161V164H73V162L75 163ZM98 160V159H97ZM29 161V162H28ZM44 161V162H43ZM50 161V162H51ZM92 161H93V159H92ZM35 162V163H34ZM40 162V163H39ZM45 162H47V164L45 163ZM65 162V161H64ZM94 162V161H93ZM39 163V164H38ZM55 163V164H54ZM62 163V169H63V171L61 172H59L58 171V169L60 170V164ZM77 163V162H76ZM77 163V164H78ZM90 163V164H89ZM107 163H109L110 164V162H108L107 161ZM106 163V164H107ZM39 166H38V165ZM57 164H59V166L57 165ZM85 164H87V165H85ZM45 165H47V166H45ZM52 165L54 166V170L56 171H53V168H52ZM57 165V166H56ZM71 165V164H70ZM97 165V166H96ZM108 165V164H107ZM107 165H104V166H107ZM31 166H33V167H31ZM38 166V167H37ZM56 167V168H55ZM57 167H58V169H57ZM49 168V169H48ZM52 168V169H51ZM70 168H73V169H75L74 171L75 172H77V173H72L73 172V169H70ZM38 169V170H37ZM51 169V170H50ZM66 169V170H65ZM41 170H43L42 172H41ZM48 170V172H46V171ZM67 170H69V171H71V172H68ZM40 171V172H39ZM46 172V173H43V172ZM53 171V172H52ZM66 171V172H65ZM51 172L54 174V173H57V174H54L55 176H52V174H51ZM90 172V173H89ZM106 172V173H105ZM108 172V173H109ZM37 173H41L40 175L39 174H37ZM50 174V175H48V174ZM68 173V174H67ZM110 173H114L113 171L112 172H110ZM42 174H44V175H46L47 177H45L44 175L42 176ZM88 174H89V176H88ZM38 175V176H37ZM57 175H58V177H57ZM63 175V177H65L66 179H68V177H66V176H64ZM112 175H114V174H112ZM111 175V176H112ZM41 176H42V178H41ZM51 178H50V177ZM90 176H92V177H90ZM96 176H98V178H96ZM49 177V178H48ZM73 177V180L71 179ZM76 177V178H75ZM82 177H84V179L82 178ZM86 177H88V178H86ZM90 177V178H89ZM107 177V176H106ZM109 177V176H108ZM39 178V179H38ZM42 180H41V179ZM58 178H60L59 180H56V179H58ZM87 180H86V179ZM91 178H93V179H91ZM95 178H96V180H95ZM114 178V177H113ZM115 178H117V177H115ZM31 179H35V181L34 180H31ZM37 179V180H36ZM44 179H46V180H44ZM49 181H48V180ZM89 179H90V181L91 180H93V182H91V185L90 184H88L89 183ZM104 181H103V180ZM41 180V181H40ZM84 180V182L82 183V181ZM166 179H163V181L161 180V183L163 182V184L164 185H166V188H168L167 186V182L168 181H165ZM39 181V182H38ZM45 181H47V182H45ZM88 181V182H87ZM112 181L115 183H112ZM115 181H116V179H115ZM39 183V184H37L36 186H40V187H42V186H44L45 184V186L44 187H42L41 189H40V187L38 186V187H36L35 186V184L36 183ZM41 182V183H40ZM42 182H43V184H42ZM76 182H80V183H82V184H80V183H78L79 185H81V189L83 188V189H85L86 191L84 192V190L82 189H80V187L78 186L77 187V185L78 184H76ZM85 182H87V183H85ZM102 182L104 183L105 182V184L106 185H104V184H102ZM109 182V183H108ZM33 183H35V184H33ZM93 183V184H92ZM95 183H97V184H95ZM122 184V186L120 185V184ZM132 183V184H131ZM48 184H50V185H48ZM88 184L89 186H87L86 187V185ZM108 184H109V186H108ZM71 185V186H70ZM76 185V186H75ZM83 185V186H82ZM85 185V186H84ZM103 185V186H102ZM113 185V186H112ZM35 186V188H33ZM50 187V189H49V187ZM76 188L77 187V189H75V190H73L74 188ZM97 187L96 189H95V187L94 188H90V187ZM120 186V187H119ZM132 187V189L134 188V190L136 189L135 187H138V189L137 190H139L140 191V193H136V191H135V194H138V195H136V197H138V198H135V196L134 195H132V192L130 193L129 192V190L127 189L128 187ZM135 186V187H134ZM86 187V188H85ZM88 187H89V191H88ZM119 187V188H118ZM45 188V189H44ZM78 188L81 190H79L81 193H84V194H81L80 192L78 193L77 191H78ZM111 188H114L113 190L111 189ZM121 188H123L122 189V191H120V193H119V191L117 192V190L118 189H120L121 190ZM142 188H148V192H149V194H151L152 195V197H154V198H152V200L154 201L155 199H156V195H157V197L159 198H157L156 200L158 201H154L152 204H153V206H151V207H149L150 205H148L149 203L151 204V202H152V200H147L148 198H150V196L151 195H149L148 194V197H146L144 194H146L147 192H146V189H145V191H144V189H142ZM31 189V190H30ZM39 189H40V191H39ZM49 189V190H48ZM71 189H72V191H71ZM93 189H95L94 190V192L95 193H93V192H91V191H93ZM106 189V190H105ZM131 189V188H130ZM47 190V191H46ZM53 190V189H52ZM61 190V189H60ZM112 190V191H111ZM125 191V193H124V191ZM142 190V191H141ZM150 190V191H149ZM172 190H173V192H174V194L172 193ZM176 190H178V191H176ZM180 190V191H179ZM29 191V192H28ZM76 191V192H75ZM88 191V192H87ZM97 191V192H96ZM139 191H137V192H139ZM31 192H34V193H31ZM47 192V193H46ZM75 192V193H74ZM89 192H91L90 194H89ZM99 192H101L100 194H99ZM144 192V193H143ZM154 192V193H153ZM186 192H188V191H186ZM37 193V195L39 196V194ZM87 193V194H86ZM124 194V195H122V194ZM127 193V194H126ZM154 195H153V194ZM164 193V195L166 196V197H168L167 196V193H165V191L163 192ZM171 193V194H170ZM182 193H184L183 191H182ZM30 194V195H29ZM33 196H32V195ZM41 194V193H40ZM76 195V197H75V195ZM80 194V195H79ZM89 194V195H88ZM92 194V195H91ZM98 194V195H97ZM118 194V195H117ZM141 194H142V197H141ZM189 194V195H188ZM54 195V196H53ZM73 195H74V197H73ZM83 195H84V198H83ZM88 195V196H87ZM120 195V196H119ZM125 195L126 196H129L128 198L129 199H131V200H129L128 198V203L130 204L129 205V209L127 208V206H128V203H127V199H126V197H125ZM144 195V196H143ZM147 195V194H146ZM163 195V194H162ZM163 195V196H164ZM178 195V194H177ZM188 195V196H187ZM28 196H31L30 198L31 199H33V198H35V199H33V200H31ZM41 196H39V197H41ZM93 196V197H92ZM118 196V197H117ZM122 196H123V198H122ZM186 196V197H185ZM37 197V196H36ZM69 197V198H68ZM80 197H81V199H80ZM86 197H87V199H88V202H89V199H90V205L88 206L87 204H88V202H86L87 201V199H86ZM91 197V198H90ZM102 198V200H101V198ZM145 197V198H144ZM185 198V200H184V198ZM188 197V198H187ZM70 198H72L71 199V203L68 201ZM94 198V199H93ZM98 198L100 199V200H98ZM139 198L140 199H142V200H139ZM162 198V199H161ZM175 199V201L173 200V199ZM180 198V199H179ZM186 198L188 199L187 200V202H185L186 201ZM190 198V199H189ZM24 201H23V200ZM40 198H39V200H41ZM62 199V201H60ZM68 199V200H67ZM126 199V200H125ZM165 199H167V200H170V203H168V204H170V205H167L166 203L168 202L167 200L165 201ZM183 199V200H182ZM211 198H209L208 197V199L207 200H210ZM28 200V201H27ZM59 200V201H58ZM73 200V201H72ZM76 200V201H75ZM83 200V201H82ZM86 200V201H85ZM121 200H122V202H121ZM123 200H124V202H123ZM149 201V203L147 202V201ZM160 200V201H159ZM166 202H164V201ZM171 200H173V203H171L172 201ZM179 200V201H178ZM190 200V201H189ZM200 200V199H199ZM206 199H204V201H205ZM17 201V202H16ZM75 201V203H73ZM78 201V202H77ZM85 201V202H84ZM131 201H133L134 203H135V207H133V202H131ZM146 201V202H145ZM161 201H163L162 203L164 204L165 203V205H166V207L170 210L171 208H173V210L171 209L170 210V212H168V210H166L164 207L165 206H163V207H161V205H162V203H161ZM182 201H184L183 203H182ZM189 201V202H188ZM193 201V202H192ZM202 201V200H201ZM212 201V200H211ZM19 202H21V204L19 203ZM23 202V203H22ZM35 202V203H36ZM59 202H61V203H59ZM82 202V203H81ZM101 202V203H100ZM139 203V205H138V203ZM143 202H145V203H143ZM157 202V203H156ZM179 202V203H178ZM207 202H208V204H207ZM206 202V205H210L209 204V201H207ZM26 203H24V205L23 206H25L26 208H24V209H27V206H26ZM31 203V204H30ZM50 203V204H49ZM84 203V204H83ZM85 203H87V204H85ZM98 203V204H97ZM126 203H127V205H126ZM177 203H178V205H177ZM187 203H189V204H187ZM13 204H19L20 206L18 207L17 205L15 206V207H18L19 209H15V207H13L14 205ZM30 204V205H29ZM67 204L70 206V211H71V213L73 214H71L70 213V211L68 210V209H66V210H62V209H64V207H66L67 206ZM71 204H73V205H71ZM141 204V205H140ZM143 204H146V205H144L143 206ZM156 204V205H155ZM176 204V205H175ZM182 204V205H181ZM87 205V206H86ZM99 205H100V208L99 209H96V208H98L99 207ZM112 205V206H111ZM148 205V207L150 208H148V209H146L145 210V208H147V207H145V206H147ZM159 205V206H158ZM172 205H175L174 207L172 206ZM194 205V206H195ZM205 205V206H206ZM31 206H32V208H31ZM74 206H75V208H74ZM121 206V207H120ZM179 206V207H178ZM180 206H181V210H180ZM192 206V207H191ZM198 206V205H197ZM21 207V208H20ZM58 209V210H62L61 212L59 211L58 212V210H56V208ZM71 207H72V209H71ZM89 207V208H88ZM106 207V208H105ZM111 207V208H110ZM123 207H124V209H123ZM132 207V208H131ZM136 207H137V209H136ZM157 207V208H156ZM169 207H171V208H169ZM177 208V209H174V208ZM183 207V208H182ZM200 207H198V208H200ZM13 208H14V210H13ZM51 208V209H50ZM61 208V209H60ZM152 208V209H151ZM160 208V209H159ZM165 209V211H167V213H165V211H163V209ZM185 208V209H184ZM187 208V209H186ZM191 208H193L196 212H193V210L191 209ZM204 208V209H203ZM14 211V212H12V210ZM29 208H28V210H30ZM75 211H74V210ZM89 209H91V210H89ZM92 209H94V210H92ZM105 209V210H104ZM127 209V210H126ZM132 209H133V211H132ZM179 209V210H178ZM183 209H184V211L185 212H183ZM7 210H10L12 213H16V215L15 214H12L10 211H7ZM23 210V209H22ZM22 210H20V211H22ZM27 210V211H28ZM51 210H56L57 211V213H56V211H55V213H53V211H51ZM95 210H97V211H95ZM98 210H100V212L98 211ZM112 210V211H111ZM129 210V211H128ZM135 210H137V213H136V211ZM152 210V211H151ZM155 210H157L158 212H156ZM180 211L179 212V214L177 213L178 211ZM191 210V211H190ZM16 211V212H15ZM24 211V210H23ZM64 211V213H62ZM67 212V214H66V212ZM88 211V212H87ZM102 211V212H101ZM104 211V212H103ZM139 211V212H138ZM149 213H147V212ZM174 211H177L176 213H173ZM97 212H99V213H97ZM106 212V213H105ZM129 212V213H128ZM132 212V213H131ZM140 212H142V213H140ZM153 212V213H152ZM172 212V213H171ZM188 212H190V214H191V216H190V214H188ZM9 213H10V215H9ZM40 213H41V208H40ZM39 213V214H40ZM59 213V214H58ZM78 213V214H77ZM82 213V214H81ZM94 213V214H93ZM96 213V214H95ZM140 213V214H139ZM160 213L162 214V215H160ZM194 213H195V215H194ZM12 214V215H11ZM51 214V215H50ZM62 216H61V215ZM66 214V215H65ZM155 215V217H154V215ZM172 214H175V217L173 218V216L174 215H172ZM177 214V215H176ZM182 214H184V215H182ZM198 214V215H197ZM14 215H15V217H14ZM18 215H19V217H18ZM23 215V214H22ZM55 217H54V216ZM57 215V216H56ZM96 215V216H95ZM167 215V216H166ZM181 215V216H180ZM188 215V216H187ZM192 215H194L195 217H193L194 218V220H197V222H198V216L199 215H202V217L201 216H199L201 219H205L204 221L203 220H201V222L203 221L205 224L207 223V222H209L208 223V225H206V227L204 226V229L202 228V226H203V224H202V226H200L203 230H205V232L204 231H199L200 233H206L207 234V236H206V234H205V236L207 237V238H205V237H202V235L200 234V237H197L198 236V234H199V232H198V230H199V228L196 226V224H197V222H195V224H194V221L192 222V224L191 223H189L188 221H190L191 222V219H193L192 218ZM34 216V215H33ZM30 217V218H35V217ZM152 216V217H151ZM169 216V217H168ZM178 216H180V217H178ZM184 216V217H183ZM208 216H209V214H208ZM36 217V218H37ZM52 218V220L50 219V218ZM66 217V218H65ZM73 217L75 218V219H73ZM81 217V218H80ZM83 217H85V220H84V218ZM88 219H87V218ZM163 217V218H162ZM183 219H182V218ZM191 217V219H189L188 220V218H190ZM19 218V219H18ZM39 218H37V219H39ZM56 218V219H55ZM62 218V219H61ZM65 218V219H64ZM83 218V219H82ZM133 218V219H132ZM162 218V219H161ZM165 218V219H164ZM168 218V219H167ZM171 218V219H170ZM177 218V220H178V222L180 223V225H179V223H177V222H174V220L173 219H176ZM178 218H181V220H179ZM195 218H197V219H195ZM21 219H22V221H21ZM24 219V220H23ZM48 219H50L51 221H52V223L53 224H51V221L50 220H48ZM137 219V220H136ZM142 219V220H141ZM235 219H237V216H236V218ZM74 220L75 221H77L76 223L78 224H80V226H81V228H80V226H79V224H78V226H79V228L81 229V230H79V228H77L75 225V227L73 226V224H74ZM83 220V221H82ZM91 221V222H88V221ZM139 220H141V221H139ZM167 220V221H166ZM168 220H170V221H168ZM172 220V221H171ZM177 220H175V221H177ZM207 220V221H206ZM209 220V221H208ZM18 221H19V223H22V224H18ZM40 221H41V219H40ZM48 221H50V222H48ZM125 221H127V223L125 222ZM146 221H147V224H146ZM188 222V223H185V222ZM42 222H44V220H42ZM141 222H142V224H141ZM154 222V223H153ZM169 222V223H168ZM173 222V223H172ZM182 222V223H181ZM63 225H62V224ZM75 223V224H76ZM126 223V224H125ZM165 223V224H164ZM177 225H176V224ZM200 223V221L198 222V224ZM61 226H60V225ZM70 224V225H69ZM87 224V225H86ZM128 224V225H127ZM129 224L131 225V226H129ZM168 224H170V225H168ZM175 224V225H174ZM182 224H184V226L182 225ZM193 224L198 228H196V227H193ZM212 224V223H211ZM22 225V226H21ZM58 225L60 226L59 228H57L58 227ZM70 227H69V226ZM155 225V226H154ZM192 225V226H191ZM17 226V227H16ZM69 228H68V227ZM90 226V227H89ZM94 226V227H93ZM110 226V227H109ZM128 226V227H127ZM134 226V227H133ZM144 226V227H143ZM173 226V227H172ZM175 226H179L178 228L177 227H175ZM88 227H89V231H88ZM134 229V231H133V229ZM137 227V228H136ZM142 227V228H141ZM210 227H212V226H210ZM5 228V229H4ZM24 227H22V229H23ZM49 228V229H48ZM77 228V229H76ZM91 228V229H90ZM96 228V229H95ZM170 230H169V229ZM172 228V229H171ZM180 228H182V229H180ZM191 230L192 229V231L191 232H187V230L188 231H190L189 229ZM195 228V229H194ZM9 229V230H8ZM85 231H84V230ZM128 229H130V231L128 230ZM174 229H177V230H175V232L174 231H172V230H174ZM184 229V230H183ZM208 229V230H207ZM19 230V229H18ZM39 230V231H38ZM73 230V231H72ZM79 230V231H78ZM91 230V231H90ZM183 230V231H182ZM195 230V231H194ZM196 230H197V233H196ZM12 231V232H11ZM36 231H38V232H36ZM81 231H83V233H84V236L83 237H81V235H82V233H81ZM172 231V232H171ZM177 231L181 234V235H179V233H177ZM6 232V231H5ZM9 232H7V233H9ZM31 232V233H32ZM77 232H79V233H77ZM94 232V233H93ZM165 232V233H164ZM182 232H184V233H187V234H182ZM23 233V232H22ZM26 233H23L22 235H24V234H26ZM28 233V234H29ZM29 234V235H32V234ZM58 233H60V234H58ZM71 233H73V234H71ZM131 233V234H130ZM138 235H137V234ZM154 233V234H153ZM177 236H175L174 234ZM190 233V234H189ZM34 234L32 235V236H34ZM57 234V235H56ZM81 234V235H80ZM87 236H86V235ZM91 234V235H90ZM128 234V235H127ZM135 234V235H134ZM166 234L168 235V234H170V235H168V237L166 236ZM188 234H189V239H188ZM194 234H196V235H194ZM209 234V235H208ZM21 235V234H20ZM70 235V236H69ZM89 235V236H88ZM97 235H98V237H97ZM126 235V236H125ZM140 235V236H139ZM146 235V236H145ZM174 237H173V236ZM15 236H18V235H15ZM25 236H27V234L25 235ZM61 236V237H60ZM66 236V237H65ZM77 236V237H76ZM143 236H144V239L146 238L147 240H145L144 241V239H143ZM154 236V237H153ZM161 236V237H160ZM173 237L172 238V240H171V237ZM179 236V237H178ZM187 236V237H186ZM196 237V238H198V239H196V238H190V237ZM204 236V235H203ZM20 238H18L16 241H18V240H20L22 237L21 236H19ZM24 237V236H23ZM68 237V238H67ZM85 237V238H84ZM91 237V238H90ZM93 237H95V238H93ZM126 237V238H125ZM138 237V238H137ZM165 237V238H164ZM166 237L168 238V240L166 239ZM170 237V238H169ZM83 238H84V240H85V242H83ZM154 238V239H153ZM175 238H178V240H176ZM181 240H180V239ZM199 238H201L202 240H199ZM203 238H204V241H203ZM209 238V240H208V242H207V239ZM16 239V238H15ZM34 239V240H35ZM56 239V240H55ZM73 239V240H72ZM80 239V240H79ZM104 239V240H103ZM131 240V242L133 243H131L130 242V240ZM137 239V240H136ZM141 239V240H140ZM164 239H165V243H166V241L168 242V241H172L171 243H170V245L168 244H165L163 241H164ZM2 240H3V238L2 239H0V241L2 242ZM63 240V241H62ZM67 240V241H66ZM79 240V241H78ZM97 240H99V241H97ZM154 240H155V242H154ZM197 240V241H196ZM199 240V241H198ZM206 240V241H205ZM215 242V244L217 243V244H219V240L220 241H223L219 246H220V248H219V246H218V248H219V250H221V252L219 253V256L217 257V255L215 254V252H213V248L212 247H210V245H212V242L213 241ZM55 241V242H54ZM71 241V242H70ZM89 241V242H88ZM95 241H97L96 243H95ZM105 241V242H104ZM109 241V242H108ZM112 241V242H111ZM138 241V242H137ZM157 241V242H156ZM178 243H177V242ZM183 241V242H182ZM190 241V242H189ZM203 242V244L201 243V242ZM39 242V243H40ZM53 242H54V244H53ZM86 242H87V244H86ZM91 242V243H90ZM148 242V243H147ZM154 242V243H153ZM177 243V244H174V243ZM188 242V243H187ZM192 242V243H191ZM196 242H197V244H196ZM208 244H207V243ZM95 243V244H94ZM140 243V244H139ZM145 243H147L148 244V246H147V244H145ZM173 243V244H172ZM194 243V244H193ZM199 243H201V244H199ZM51 244L54 246H52L51 247ZM56 244H57V246H56ZM64 244V245H63ZM172 244V245H171ZM179 244V245H178ZM215 244H213V246L215 245ZM231 245H233V243H230ZM47 245V246H46ZM48 245H50V246H48ZM61 245V246H60ZM65 247H63V246ZM81 245V246H80ZM93 245V246H92ZM158 245V246H157ZM166 245V246H165ZM174 245V246H173ZM175 245H177V246H179L180 248H182V250L184 249H186V251H187V253L189 254V253H192V254H189V257H188V254L186 253V255L184 254L186 251H182L181 249H179L178 250V248L179 247H177V246H175ZM181 245V246H180ZM188 245V246H187ZM194 245H196V246H194ZM200 245V246H199ZM201 245H202V248H201ZM230 245V246H231ZM98 246V247H97ZM145 246H146V248H145ZM157 246V247H156ZM171 246H172V248H171ZM184 246V247H183ZM198 246V247H197ZM228 246H229V244H228ZM230 246L229 247H227L228 249L230 248ZM234 247H235V244L233 245ZM1 247H2V245H1ZM0 247V263L1 262H4L3 264H5V263H7L6 261V259H7V256H6V252H4L5 250L3 249V247L1 248ZM44 247V248H43ZM50 247V248H49ZM59 247V248H58ZM79 247V248H78ZM93 247V248H92ZM97 247V248H96ZM160 247V248H159ZM186 247V248H185ZM210 247V248H209ZM216 247L217 246H214V248L216 249ZM48 248H49V250H50V253L52 254V253H54L53 255L55 256H53V258H52V256H51V254H49V250H48ZM53 250H52V249ZM108 248V249H107ZM151 248V249H150ZM156 250H155V249ZM174 248H176L175 249V251H174ZM189 248V249H188ZM217 248V249H218ZM64 249V250H63ZM65 249L66 250H68V251H65ZM70 249V250H69ZM87 249V250H86ZM93 249V250H92ZM98 249V250H97ZM113 249H115V250H113ZM121 251H120V250ZM142 249V250H141ZM224 249V250H225ZM232 248H230V250H231ZM4 250V251H3ZM73 250V251H72ZM74 250H76V251H74ZM86 250V251H85ZM92 250V251H91ZM140 252H139V251ZM147 250H150V251H148V253H147ZM174 251V253H173V251ZM179 252H178V251ZM181 250V251H180ZM209 250H210V252H209ZM223 250V251H224ZM230 250H227L226 249V252H223V254H226L227 253V255H229L230 254V259H231V257L233 258L234 256L236 257L234 260H236L238 257H239V255H236L235 253V250H236V248L234 249L233 248V250H234V254H232V252H233V250H231V252H230ZM45 251V252H44ZM54 251V252H53ZM64 251V252H63ZM83 251H85V252H83ZM106 251V252H105ZM123 251V252H122ZM143 251H144V253H143ZM156 251V252H155ZM159 251V252H158ZM178 252V254H177V252ZM190 251V252H189ZM192 251V252H191ZM197 251V252H196ZM210 253H208V252ZM215 251V250H214ZM229 251V252H228ZM47 252H48V254L51 256V258L52 259H47V258H45V257H47ZM60 252V253H59ZM61 252H62V254H61ZM69 252H71V253H69ZM80 253V254H78V253ZM183 253V254H181V253ZM43 253H45L46 254V256H45V254L43 255ZM72 253H73V255H74V259H73V255H72ZM84 253H85V255H84ZM97 253V255L95 256V254ZM156 253V254H155ZM159 253V254H158ZM180 253V254H179ZM196 253H198V255L196 254ZM213 253V254H212ZM216 253H218L217 251H216ZM59 254V255H58ZM60 254H61V256H60ZM70 254H71V256H70ZM81 254H82V256H81ZM87 254V255H86ZM119 254L122 256V258L125 256V258L124 259H122L120 256H119ZM125 254V255H124ZM207 254H209V255H207ZM216 256H215V255ZM222 254V257L224 256V259L226 260V258H228V256L227 257H225V255H223ZM231 254H232V256H231ZM238 254V253H237ZM4 255H5V258H4ZM63 255H64V257L65 256H67V257H65V261H63V259H61L62 257H63ZM80 255V256H79ZM84 255V256H83ZM111 255V256H110ZM148 255H150V256H148ZM177 255V256H176ZM181 255V256H180ZM183 255H185V256H183ZM196 255V256H195ZM212 255H214L215 257H217V258H214ZM57 256V257H56ZM69 256V257H68ZM89 256H90V259H89ZM120 257V259H118L119 257ZM175 256V257H174ZM206 256H209V258H206ZM238 256V257H237ZM49 257V256H48ZM71 257V258H70ZM80 257V258H79ZM82 257V258H81ZM83 257H87L86 259L85 258H83ZM105 257V258H104ZM109 257V258H108ZM155 257V258H154ZM186 257H187V259H186ZM192 257H194V258H192ZM66 258H68V259H66ZM107 258V259H106ZM147 258V259H146ZM175 258V259H174ZM178 258V259H177ZM220 258V259H219ZM217 260H216V262L214 263V260L213 259H211L212 260V262H213V264H218V263H220L221 261L220 260H222V258L221 257H219ZM244 258V257H243ZM3 259V260H2ZM42 259V260H41ZM46 259V260H45ZM56 259V260H55ZM72 259V260H71ZM81 259H83L82 261L84 262H81ZM123 261H122V260ZM132 259V260H131ZM149 259V260H148ZM175 261H174V260ZM182 259V260H181ZM186 259V260H185ZM223 259V261H225ZM229 258H228V260H230ZM233 259H231V260H233ZM38 260H40V261H38ZM44 260V261H43ZM50 260V261H49ZM75 260V261H74ZM88 260V261H87ZM112 260H114V261H112ZM117 260V261H116ZM121 260V261H120ZM153 260V261H152ZM178 260V261H177ZM241 260V259H240ZM244 260L246 261L247 259H245L244 258ZM251 260V262L253 263V264H255V261H253L252 259H250ZM250 260H249V262H250ZM61 261H62V263H61ZM109 261H110V263H109ZM115 261H116V263H115ZM129 261V262H128ZM149 261H151V262H149ZM218 261V262H217ZM220 261V262H219ZM238 262H239V260H237ZM236 261V264L238 263ZM242 261V260H241ZM40 262V263H39ZM66 262V263H65ZM122 262V263H121ZM127 262V263H126ZM176 262V263H175ZM210 262V263H209ZM209 262H207L206 264H212V262L211 261H209ZM225 262H229V261H225ZM222 263V264H227V263ZM232 262V261H231ZM231 262L229 263V264H231ZM234 262V261H233ZM243 263H240V264H247V261H246V263H244V261H242ZM35 263V264H36ZM238 263V264H239ZM256 263H258V262H256ZM2 264V263H1ZM191 264H193V263H191ZM221 264V263H220ZM233 264H235V262L233 263ZM249 264H251V263H249Z\"/></svg>",
	"mask_w": 264,
	"mask_h": 264
}]
</instances>
